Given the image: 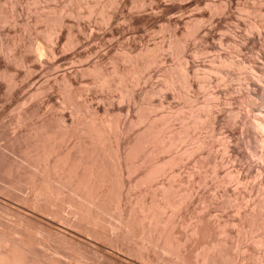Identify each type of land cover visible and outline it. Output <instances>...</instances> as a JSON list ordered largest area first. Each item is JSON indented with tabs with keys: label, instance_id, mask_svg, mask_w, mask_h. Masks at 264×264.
I'll return each mask as SVG.
<instances>
[{
	"label": "bare ground",
	"instance_id": "1",
	"mask_svg": "<svg viewBox=\"0 0 264 264\" xmlns=\"http://www.w3.org/2000/svg\"><path fill=\"white\" fill-rule=\"evenodd\" d=\"M0 1H3V0H0ZM11 1V0H10ZM13 1V0H12ZM33 1V0H32ZM32 1H30V2H32ZM36 1V0H35ZM34 1V2H35ZM45 1V0H44ZM54 1V0H53ZM67 1V0H66ZM69 1V0H68ZM71 1V0H70ZM69 1V2H70ZM75 1H77L78 3H75ZM98 1H99V3H98ZM102 1V0H101ZM105 1V0H104ZM110 1V0H109ZM109 1H108V3H109ZM122 2H125V0L123 1V0H121ZM120 1V2H121ZM162 1H164V0H143L142 2H140V3H143V5H144V3H148L147 4V6H149L148 8L149 9H151L152 11H154L153 9H157V10H155V11H157L156 13H158V14H156L155 12H148V13H146V10L144 9V11L142 10V11H140V10H136V15H135V13L134 14H132V15H130V16H127L126 15V17H128V20L130 21L129 23H131V22H133V23H148L150 20H152L153 18H154V20H155V18H156V16H160L161 14H170V13H176V11L178 12V11H180V8H182V5L184 4H182V2L184 1H188V2H191L192 4H194L195 6H196V8H194V6L193 7H191L190 5V7L191 8H188V7H186V8H188V10L189 9H191V10H193V8H194V10L196 9V11L197 12H199V13H201V11H198L199 9L200 10H202L203 9V7H200V1H202V0H180L181 1V3H180V1L178 2L177 0H175L176 2H171L170 4L168 3H164V2H162ZM166 1V0H165ZM174 1V0H173ZM204 1H206V0H204ZM221 1V2H220ZM219 1V3L221 4V6H219L220 4H218L217 5V7H220V10H218V8L216 9L215 7V9H216V11L215 12H217L215 15H220V17H221V15H222V13L221 12H223V15H224V13L226 14L225 16H227V13L225 12V10H227L228 8V5H229V2H232V1H229V0H224V1H222V0H220ZM262 1H264V0H262ZM20 2V1H19ZM91 2H93V3H96L98 6L96 7L97 9H101V11H103V13L105 14V16H103L104 14L103 13H101V14H103L102 16L104 17V20H102V21H104V23H103V25H105V35L103 34V37H105V36H113L114 34H116V32H117V27H118V29H119V26H116L115 27V25H113L112 26V23L114 22V20L117 18V16H118V14H120V13H122L123 12V6H126V5H123V6H119V5H117L118 4V2H119V0H117L116 2H115V0H111L110 1V3L109 4H107L108 5V7H109V9L111 8V10H107V11H105L106 9H107V6L106 5H102L101 4V2H100V0H74V3L75 4H78V6H76L75 4H74V7L76 6L77 8L78 7H80V5L79 4H86V5H92V3ZM121 2V3H122ZM136 2V1H135ZM185 2V4H188V2L186 3ZM211 2V1H210ZM247 2V1H246ZM11 3V2H10ZM16 4H15V6L16 5H19L18 3H17V1L15 2ZM21 3V2H20ZM46 3V2H45ZM71 3H73V1H71ZM71 3L70 4H68V3H66V5H70L71 7H68V6H65L63 9L62 8H59L58 10L60 11H58V12H56V13H53L52 11H56L55 9L53 10L52 9V11H50V13L48 14L47 13V16L45 17V18H43V19H46L48 22H46V24H49V26L51 27L52 25V27L50 28L49 26H48V28L47 29H49L50 28V31H48V32H46L45 34H43L44 36H46L45 38H46V40H47V42L45 43V45H46V47H42V46H40L39 44H36V41H37V38L39 37V36H41L42 37V34L40 35V33H37V34H35V36L37 35V37L36 38H32V39H30V37H29V40H24V37H22L21 35L20 36H15V37H13V38H9V35H8V32H10L11 30L9 29V27L11 28V27H14L15 25H16V23H15V25L13 26V25H11V26H9L8 24H6V22L8 23V21H9V18L8 17H6V16H8L6 13H5V9H3L2 7L0 8V24H2V25H0V93H2V94H4V95H7V96H9L10 98H11V100H13V102H18V100H20L21 98H19V93H21L20 91L23 89V87L24 86H26V85H28V83L29 82H32L33 81V85H34V82H36V76H32L31 75V73H30V71H32V74H33V70L35 69V67L37 66V65H35V63H34V61L36 60L37 61V59H39V61L38 62H36L38 65L39 64H41V68L43 67L42 66V64H44V66L47 64V66L49 67V66H52L55 62H56V60H54V59H57V58H59V56L57 57V58H55V55H56V53H58V51H57V47H58V43L63 39V36H64V34H66V32H67V35H66V39H67V42H66V46L68 47H75V45H76V50H77V47H79L80 46V44H85V43H87L88 41L90 42V40H92V39H95V38H97L98 37V35L99 34H95L94 33V30H95V28H93L94 30L92 31L91 29H89V24H91L90 23V21L89 22H83L82 20V22H76V23H74L75 25L74 26H76V27H71L72 28V30H69L70 29V27H69V29L67 30V31H65V27L64 26H67V25H69V23H67V22H70L69 21V19H70V17L72 18V17H82V10L80 11V13L78 12L79 11V8H78V10L76 9V8H74V10H73V8H72V5H71ZM91 3V4H90ZM138 3V2H137ZM202 3V2H201ZM216 3V2H215ZM259 3V2H258ZM264 2H262L261 3V5L262 6H264V4H263ZM2 4V3H1ZM0 4V5H1ZM26 4V3H25ZM28 4V3H27ZM47 4V3H46ZM105 4H106V2H105ZM124 4V3H123ZM126 4V3H125ZM205 4H208L209 5V3L206 1L205 2ZM232 4V3H231ZM256 4V3H255ZM3 5H5V3L3 2ZM63 5H64V3H63ZM85 5V6H86ZM102 5V6H101ZM114 5H117L115 8H113L114 7ZM122 5V4H121ZM132 5V4H131ZM139 5V4H138ZM142 5V4H141ZM199 5V6H198ZM208 5H207V7H208ZM11 6H14V5H11ZM14 6V9L12 8L11 10H12V13H10V14H12V15H14V13H15V15L16 14H18L19 15V13L18 12H20V14H21V12H22V8H20V6H16L15 7ZM28 6V5H27ZM30 6V5H29ZM82 6V5H81ZM84 6V5H83ZM112 6V7H111ZM119 6V7H118ZM200 7L199 9H198V7ZM213 6V5H212ZM240 6V5H239ZM244 6V5H243ZM252 6H254V5H252ZM10 7V6H9ZM56 7V6H55ZM61 7H63V6H61ZM90 9L91 8H94V7H92V6H88ZM127 7V6H126ZM133 7V6H132ZM135 7V6H134ZM137 7V6H136ZM145 7V6H144ZM231 7V6H230ZM246 7V6H245ZM6 8V7H5ZM33 8V7H32ZM72 8V9H71ZM84 8V7H83ZM87 8V7H86ZM85 8V9H86ZM95 8V9H96ZM202 8V9H201ZM206 8V7H205ZM209 8H211V7H209ZM262 8V7H261ZM7 9V8H6ZM61 9V10H60ZM76 9V10H75ZM130 9V8H129ZM128 9V10H129ZM147 9V8H146ZM198 9V10H197ZM214 9V10H215ZM47 10V9H46ZM50 10V9H49ZM89 11V9L87 8L85 11ZM188 10H186V11H188ZM193 10V11H194ZM258 10H260V9H258ZM26 11V10H25ZM75 11H77V12H75ZM87 11V12H88ZM92 11V10H91ZM93 11H95L94 9H93ZM93 11H92V14H93ZM131 11V10H130ZM138 11H139V13H138ZM190 11V10H189ZM196 11H194V13H190L191 15H190V17H188V18H190V20L192 21V19L193 20H195V22L196 23H199V22H197V21H199L196 17H194V15L197 13ZM203 11V10H202ZM208 11V10H207ZM221 13V14H219V12ZM229 11V10H228ZM30 12V11H29ZM84 12V11H83ZM96 13L98 12L99 14H100V12L97 10V11H95ZM94 12V13H95ZM120 12V13H119ZM145 12V13H144ZM185 12V11H184ZM183 12V13H184ZM214 12V11H213ZM212 12V13H213ZM251 12V11H250ZM65 13L67 14V16L65 15ZM130 13V12H129ZM129 13H127V14H129ZM159 13H160V15H159ZM210 13V12H209ZM211 13V14H212ZM5 14H6V16H5ZM31 14V13H30ZM58 14V15H57ZM86 14H88V13H86ZM100 14V15H101ZM123 14V13H122ZM126 14V13H125ZM131 14V13H130ZM177 14V13H176ZM175 14V15H176ZM178 14H180V13H178ZM177 14V15H178ZM185 14V13H184ZM183 14V16L184 17H186V15H188L189 13H187L186 15H184ZM242 14V13H241ZM250 14V13H249ZM17 15V16H18ZM43 15V14H42ZM42 15H39L38 17H40L41 19H42V17L44 16H42ZM66 16V18H65V16ZM68 15H70L69 16V19H68V21H67V17H68ZM89 15V14H88ZM87 15V16H88ZM175 15H172L173 17L172 18H174V16ZM176 15V18H174L173 19V22H174V25L175 24H177V22H180V21H183V16H181L182 15V13H181V15L179 16H177ZM200 15H202V14H200ZM214 15V14H213ZM245 15H246V13H245ZM85 16V15H84ZM162 16V15H161ZM160 16V17H161ZM170 16V15H169ZM209 16H212V15H209ZM208 16V17H209ZM89 17V16H88ZM121 17V16H120ZM186 17V18H187ZM215 16H213V18H214ZM223 17V16H222ZM18 17H16V20H18L17 19ZM40 18L38 19H36V20H39L40 21ZM87 18V17H86ZM122 18H125L124 17V15H123V17ZM169 18V17H168ZM263 18V17H262ZM72 19H74V18H72ZM102 19V18H101ZM160 19V18H159ZM158 19V20H159ZM167 19V18H166ZM170 19H171V16H170ZM200 19H202L203 20V18H200ZM209 19V18H208ZM264 19V18H263ZM12 20H14V21H11V23H13V22H15V17H14V19L12 18ZM23 20V19H22ZM21 20V21H22ZM118 20H120V18L118 19ZM128 20L125 18V21H127L128 22ZM153 20V21H154ZM172 20V19H171ZM171 20H170V22H171ZM197 20V21H196ZM209 20H212V19H209ZM208 20V21H209ZM253 20V19H252ZM39 21H37V22H39ZM74 21H75V19H74ZM95 21V20H94ZM116 21V20H115ZM186 21V20H185ZM187 21H189V19L187 20ZM186 21V22H187ZM201 21V20H200ZM17 22V21H16ZM32 22V21H31ZM42 22H45V20H42ZM51 24H50V23ZM100 22V23H101ZM169 22V23H170ZM184 22V21H183ZM194 22V21H193ZM10 23V24H11ZM101 23V24H102ZM125 23V22H124ZM185 23V22H184ZM191 23V22H190ZM201 23V22H200ZM199 23V24H200ZM210 23V22H209ZM252 23V22H251ZM256 23V22H255ZM4 24H6L5 26H9L8 27V29L7 28H5V26H4ZM19 24V23H18ZM22 25H23V23H21ZM20 24V25H21ZM26 24V23H25ZM97 24V23H96ZM101 24H100V26H101ZM114 24H115V22H114ZM118 24V22L116 23V25ZM128 24V23H127ZM202 24V23H201ZM262 24V23H261ZM41 25V24H40ZM102 25V26H103ZM129 25V24H128ZM135 25V24H134ZM165 25V24H164ZM167 25V24H166ZM179 25V24H178ZM17 26V25H16ZM29 26V25H28ZM27 26V27H28ZM99 26V25H98ZM97 26V27H98ZM162 26V25H161ZM189 26V25H188ZM204 26V25H203ZM212 26H213V24H212ZM252 26H256V27H251V29H250V26H249V29L251 30H248V32H246V30H245V32H244V34H241V35H239L238 36V39H237V33L236 32H234V31H232V33L231 34H227L228 33V31L230 30H228V31H224V33L223 34H226V37H227V35L229 36V38H231L233 41H235V43L233 44L234 46H233V49H232V51L231 52H229L227 55L228 56H223V52H224V48H223V43H222V40L221 39H223L224 40V37H222V35H220L222 38H220L219 39V42H218V50L217 51H215V52H213V55L210 53V52H208V50H206V49H204V48H197V49H195L194 48V51H192V53H193V57H191V59L192 60H190V58L189 59H186V57H185V55H183V57H185L184 58V60H182V62H184L183 64L181 63V65L179 64V67H178V64L176 65L178 68H176V67H173L172 65V68L170 67V68H167L164 64H162V63H164V62H166L165 60H164V62L162 61L163 60V57L162 56H160L161 54L160 53H155V52H152L150 49H149V47H147V48H145V49H142V48H140V50H139V52H137L136 54H131L133 51H127L125 48V50H126V52L122 55H120V57L119 56H116L115 55V57H118V59L116 58V60H112V71L111 70H109L110 71V73H108V71L106 72L105 71V68H104V63H103V58H105V56H104V53L106 52V50L103 52V54H102V52L99 54V55H97L96 53L98 52V51H100V49L98 50V51H95V53L94 54H96L98 57H99V59H98V57H97V61H96V59H95V62H93L92 64H90V65H87V67H85V66H83L82 68H81V65H78V67L79 68H77V69H80V70H77V72H71V71H67V70H63V71H61V74L60 73H57L56 75H58V74H60V75H58V76H55V78L54 77H51V78H53L52 80H47L46 78H49V77H45V79L47 80V81H45L44 82V79H43V82L45 83L43 86H41L43 83H42V81L39 83V85L41 86V88L38 90L37 89V92L36 93H34L33 94V97H31V98H41L42 99V101L45 103H47L48 105H49V102L53 99L52 98V93H54L53 91H58L59 93H60V95H61V97L63 98H61L60 97V99H62V101H63V103L62 102H60V101H57V102H59L58 104L61 106V107H64V104L66 105H71V103H70V101L72 102V103H74L73 101V99L72 98H76V96H80V95H77V93H80L81 91L79 90H77L76 91V94L74 93L75 91L73 90V85L74 84H76L78 81V79H79V76H86V75H89V76H91L92 77V80H91V82H92V88H89V87H84V90H83V88H82V94L83 93H85V94H91V93H87V91H93V93H96L97 94V96H96V94L94 95L96 98H97V100H98V102L94 105H92L91 103H93L92 101H94V100H91V101H88V102H90V103H88L87 102V99L89 98L87 95H85L86 96V98H85V101L84 102H82L81 100H80V103L82 102V103H85V104H80V107L82 106V107H91L92 108V112L91 113H87V112H89L88 110L86 111V113H87V115H86V113L85 112H83V111H78L77 110V112H78V114H80L79 112H81V114H82V117H80L81 115H77V117H76V119H73L74 117H75V115L77 114L76 112V114L73 116V118L71 119L72 120V123L70 124L71 126H70V128L69 129H67V126L69 125H66V119H65V117L63 116V115H60V120H59V122L61 121L62 122V124H63V122L65 123V124H63V126H64V128H63V126H62V124H61V128H62V130H61V133H60V129H58V131L59 132H57V130L56 129H54V130H52V127L51 126H53L52 124L51 125H49V127H51V128H49L48 127V122L45 124V122L43 123V121L42 122H40L41 124H40V126H38V128L37 129H35L36 131H34L33 133H31V134H29L28 135V139L26 140V141H20V143L22 142H24L23 143V145H22V147L21 146H19L18 144H20L19 142H18V147L17 148H19L18 150H16V143H15V147L13 146L14 144H13V141H11L12 143H11V145L13 146L12 148H11V146H10V149H12V151L14 150L13 148H15V151H14V153L16 154V152L19 154V153H21V155L19 154V156H21L23 159H24V161H26L25 163H27L26 165H25V163H21V162H23V160L19 163V161L17 160H9V157H8V159L6 158V156H4L7 160H9V161H6V162H8V163H6V164H8L7 166V171H5V161H2V157L0 158V162H3L1 165H3L4 164V169L1 167L0 168V170L1 169H3V171H5V173H2V174H7V178H10V181L11 182H13V184L12 185H15V184H21V182H23V180H26V184H27V182H29L30 184L29 185H31L32 184V191H33V193H35V192H39V195L42 197V199L41 200H46V201H53L52 203H59V205L60 206H62L63 208H65V207H67L66 208V211H68V213H71V215L72 214H74V215H77L79 218H76L80 223L81 222H86L88 225L90 224V225H92V226H95L94 228H97V227H100L101 226V223L102 222H104L103 220H106V218H105V216H106V214L107 215H113V216H115L116 218H117V220H118V224H116V223H113L112 221H111V224L110 223H108V224H110L112 227H113V225H112V223L115 225V227H113L112 229L114 230H116V228H118V229H121L122 230V233H123V237L125 236V237H127V236H130L129 234H131V236L130 237H127L128 239H130L131 238V240L133 239L132 238V236L135 238V236L136 235H138V234H140V236H146L147 235V240L148 239H152V242H151V244L153 243H155V242H157V243H160V242H162L164 245H163V247H165V248H163L161 245H162V243H161V245H159V244H157V243H155L154 244V248L155 247H157L158 246V248L161 250V248H163L164 249V251H163V249H162V251L163 252H166L165 251V249L167 250L168 248H166V246L167 247H170L168 250H170L171 249V246H172V249L174 248V243H175V239L173 238V239H171L172 237L170 236V239H169V237H167V235L168 234H171V233H168L167 235L165 234V227H164V223H163V226H162V219L164 218V215L163 216H161V218H159V215L161 214L162 215V212H163V208L164 207H161L160 205H158L159 203H160V201L158 202V204H156V203H154V201H155V199H153L150 203L151 204H145L146 202L144 201H142V199L140 198L139 200H141V201H139V200H137L138 202H132V204L134 203V205H130L129 203H127L128 201L129 202H131L130 200H128V201H126V202H123V200H126V198H124V197H127L128 198V196H127V194H128V192H130L129 190L131 189L130 187L132 186H134V185H136L138 182L136 181L135 183L136 184H134V185H132V183H133V181L134 180H136V179H134L133 181H131L130 180V177L131 178H133V176H131L132 174H133V167L134 166H136L135 165V163L136 162H138V160H139V162H141L140 161V159H143L142 157H141V155L142 154H147L148 156L151 154H154L155 155V153L157 152V153H160L161 151V154L163 153V151H164V154L166 155V153H170V151H172L171 153H173V149L175 150L174 152V154H172V157H170L169 158V156H171V154L169 155V154H167V155H169V156H167V158L170 160V161H172L171 162V166H168V167H171V168H169V170L171 169L172 170V172L173 173H171L170 174V171H169V175H170V178H169V180L168 181H170V180H172V181H170V182H172V183H170L168 186H169V188L168 187H166V188H161V187H164L163 185H162V183H161V187H160V189H163L162 190V192H163V195H162V192L161 193H159V195H162L163 197H165L167 194L169 195V193L168 192H170V195H171V191H174L175 189H176V191H177V187L175 188L174 186H176V185H174L175 183L177 184L179 181H181V182H179V187H180V185H181V183H185V181H184V178H183V176H184V173L185 172H183V171H185L184 169V165H185V163H186V159H189V158H187L188 156H189V154H193L194 153V151L193 150H197V148H195V149H193V147L191 148V150H190V152H189V147L190 146H186V148H185V146L183 145L188 139H189V137L190 136H188V131H190V130H187V128H190L191 126H189L190 124H188V121L190 120V117L189 118H187V119H189L188 121H187V119H185V115H186V113H184V112H186V111H183L184 109H185V107L187 106V107H189L190 105L189 104H187L186 105V103L188 102V103H190V104H192V105H195L196 106V104L198 103V93H195V91L193 92V90H192V86H194L196 83H198L199 82V80H195V79H197V78H200V77H198V75L200 74V72H205L207 69H205L206 68V65L209 63V60L211 61V60H213V61H216L218 64H219V67L218 68H215V69H219L220 67H222V69H223V67H235V69L239 72V74H242L241 73V71L243 72L244 70H245V68H246V66H245V64L242 62V61H240V60H242V59H239V61H237V58H243L244 57V55L246 56L247 54H248V52H247V54H244L245 52L243 51V49H244V47H245V45H246V43H248L249 42V38H253L254 36L256 37V39H259L260 40V43H263L261 46H263V47H261L260 48V45H259V48L260 49H262L261 51H258L257 53L256 52H254V53H256V55L254 56V63L250 66L249 65V69L247 68V72H249L247 75H245V77H244V81H246L247 83H245V86H246V90L244 89L243 91L245 92L244 94H243V91L241 92V90H240V93L242 94V96H243V102L242 103H240V104H243V103H245L244 105H241V108H244L245 106L246 107H248L247 108V110H250L251 111V107H257V105H260V106H258V108L259 107H263V108H260V109H263L264 110V65H262L261 67H259L258 65H259V63H261V59H262V61L264 60V42H262L261 41V36H262V34H263V28H261V27H258L256 24L254 25V24H252ZM260 26V25H259ZM262 26V25H261ZM18 27V26H17ZM26 27V26H25ZM29 27H32L31 26V24H30V26ZM28 27V28H29ZM68 27V26H67ZM91 27V26H90ZM125 27H127V26H125ZM175 27V26H174ZM199 27V28H198ZM198 27H197V24L195 25V23H194V27H192L193 29H191L192 31H195L196 29H198V31L200 30V25H198ZM202 27V26H201ZM263 27H264V25H263ZM46 28V27H45ZM75 28V29H74ZM98 28H100V27H98ZM204 28H206V26H204ZM253 28V29H252ZM254 28H255V30H254ZM100 29H103V28H100ZM99 29V30H100ZM121 29V28H120ZM127 29H128V27H127ZM129 29H130V26H129ZM167 29V28H166ZM202 29V28H201ZM24 30V29H23ZM22 30V31H23ZM122 30V29H121ZM188 30H189V28H188ZM252 30H254L253 31V33H252ZM18 31V30H17ZM16 30H13V32H17ZM19 31H21L20 29H19ZM24 31H26V28H25V30ZM33 31H35V29L33 30ZM32 31V32H33ZM89 31V33L87 34V32ZM101 31V30H100ZM103 31H101L102 33H103ZM152 31V30H151ZM197 31V30H196ZM194 32L195 34L196 33H200V32ZM201 31V30H200ZM231 31V30H230ZM237 31V30H236ZM38 32V31H37ZM98 32V31H97ZM129 32V31H128ZM240 32V31H239ZM238 32V33H239ZM19 33H21V32H19ZM27 33H28V31H27ZM42 33H44V32H42ZM48 33V34H47ZM99 33V32H98ZM136 33V32H135ZM173 33H176V32H173ZM184 33V32H183ZM189 33V32H188ZM230 33V32H229ZM16 34H18V33H16ZM21 34H23V33H21ZM25 34V33H24ZM120 34V33H119ZM186 34V33H185ZM204 34H206V33H204ZM240 34V33H239ZM19 35V34H18ZM121 35V34H120ZM189 34H187V36H188ZM193 35V34H192ZM192 35H191V37H192ZM236 35V36H235ZM13 36V35H12ZM102 36V35H101ZM133 36V35H132ZM175 36H176V34L174 35V38H175ZM196 36V35H195ZM202 36V35H201ZM26 37V36H25ZM178 37V36H177ZM190 37V38H191ZM203 37V36H202ZM225 37V38H226ZM254 37V38H255ZM23 38V39H22ZM28 38V37H27ZM100 39L99 40H101V37H99ZM236 38V39H235ZM263 38V40H264V37H262ZM26 39V38H25ZM38 39H40V37L38 38ZM41 39H44V38H41ZM102 39H104V38H102ZM111 39V38H110ZM114 39H115V37H114ZM178 39V38H177ZM187 39V38H186ZM189 39V38H188ZM192 39V38H191ZM194 39H196V38H194ZM98 39L96 40V41H99ZM176 40V39H175ZM174 40V41H175ZM95 41V42H96ZM108 41V40H107ZM174 41H172V43L174 42ZM197 41V40H196ZM248 41V42H247ZM251 41V40H250ZM255 41V40H254ZM103 42V41H102ZM138 42H140V41H138ZM193 42H195V41H193ZM192 42V43H193ZM99 43V42H98ZM171 43V42H170ZM170 43H169V46H167L168 47V49H170L171 51H176L177 49H178V46H180V44H179V42H177V44H179L178 46H175V44H176V42H174L173 44H172V46H173V48L175 47V49H171L170 48ZM187 43V42H186ZM256 43V42H255ZM9 44V45H8ZM89 44H91V43H89ZM89 44H88V46H89ZM95 44V43H94ZM94 44H92V46L94 45ZM157 44V43H156ZM185 43H183L182 45H181V48H180V52L183 54H185V52L187 51L186 49V46L187 45H184ZM195 45H197L196 43H194ZM10 45H11V47H10ZM79 45V46H78ZM99 45H101V43L99 44ZM9 46V47H8ZM87 46V47H88ZM91 45H90V48H87V50H86V45L83 47V49L85 48V50L86 51H84L83 52V50L81 51L82 53H79V56H85L87 53H89L90 52V54L92 53V51L94 50V46L92 47ZM98 46V45H97ZM106 46V45H105ZM5 47H8V48H5ZM62 47H64V45L62 46ZM68 47V49H70ZM112 47V46H111ZM122 47V46H121ZM130 47V46H129ZM99 48H100V46H99ZM103 48V47H102ZM102 48H101V50H102ZM105 48H107V47H105ZM163 48V47H162ZM164 48H166L165 46H164ZM164 48L162 49V50H164ZM177 48V49H176ZM193 48V47H192ZM9 49V50H8ZM73 49V48H72ZM74 49V50H75ZM128 49V48H127ZM131 49V48H130ZM73 50V51H74ZM108 50L110 51V47H108ZM133 50V49H132ZM155 50V49H154ZM161 50V49H160ZM246 50V49H245ZM122 51V50H121ZM166 51V50H165ZM169 51V50H168ZM12 52H13V54H12ZM69 52H71V49H70V51ZM79 52V51H78ZM170 52V51H169ZM177 52V51H176ZM175 52V53H176ZM178 52H179V49H178ZM177 52V53H178ZM179 52V53H180ZM244 52V53H243ZM252 52V51H251ZM74 53H76V51L74 52ZM99 53V52H98ZM109 53V52H108ZM161 53H163V52H161ZM168 53V52H167ZM175 53H172V55L174 54V55H177L178 57H179V53L178 54H175ZM208 53V54H207ZM62 54H64V53H62ZM65 54H66V52H65ZM64 54V55H65ZM90 54H88V56L90 55ZM102 54V55H101ZM107 54V53H106ZM113 54V53H112ZM156 54V55H155ZM158 54V55H157ZM171 53H169V55H170ZM251 54V53H250ZM58 55V54H57ZM167 55V54H166ZM173 55V56H174ZM190 55H192V54H190ZM207 55H209L208 57H210V55H211V57H210V59L209 60H207ZM38 57V58H36L35 59V57ZM91 56V55H90ZM92 56H93V54H92ZM112 56V55H111ZM181 57H182V55H180ZM247 56H249V54L247 55ZM246 56V57H247ZM251 57L253 56V55H250ZM74 57H75V54H74ZM87 57V56H86ZM85 57V58H86ZM115 57H113L112 56V58H115ZM168 57V56H167ZM175 57V56H174ZM177 57V58H178ZM181 57H179V58H181ZM251 57H248V58H250L251 59ZM92 58V57H91ZM90 58V59H91ZM206 58V59H205ZM245 58V57H244ZM81 59H82V57H81ZM181 59H183V58H181ZM180 60V59H179ZM247 60V59H246ZM74 61V60H73ZM83 61V60H82ZM236 61V62H235ZM245 61V60H244ZM69 62H71V61H69ZM125 62V63H124ZM180 62V61H179ZM179 62H177V63H179ZM208 62V63H207ZM246 62V61H245ZM18 64V66H22L23 67V72L21 73L22 74V76H21V78H17L18 77V75H17V71H14L15 72V76H13L12 74V76L11 75H9L8 73H9V68L11 67L10 66V64ZM46 63V64H45ZM81 63V62H80ZM110 63H111V60H110ZM127 63V64H126ZM167 63V62H166ZM212 63H215V62H212ZM212 63L210 62L209 63V65H211L212 66ZM216 63V64H217ZM251 63V62H250ZM258 63V64H257ZM262 63H264V62H262ZM15 64V65H16ZM20 64V65H19ZM56 64V63H55ZM60 64V63H59ZM164 66V67H162V65ZM151 65H155L156 67L157 66H159V65H161V67L163 68V70L165 71H163L165 74L163 75V76H161V77H163V79L161 80L163 83V85L162 84H160L159 82H161V81H158L157 80V82L159 83H157L158 85H161L162 87H158V86H154V85H152V86H150L149 88H147V86L146 85H148L147 84V82H151L153 79H151V77L152 76H150V75H148V74H146L148 71V68H151ZM47 66H45V67H47ZM154 66V67H155ZM168 66H170V65H168ZM216 66V65H215ZM214 66V64H213V66L212 67H215ZM16 67H17V65H16ZM15 67V69H17V70H19L18 68H16ZM21 67V68H22ZM45 67H43L44 69H45ZM47 67V68H48ZM55 68H56V70H57V67H58V63H57V65H55L54 66ZM71 68L73 67L72 65L70 66ZM85 67V68H84ZM160 67V66H159ZM59 68H60V66H59ZM58 68V69H59ZM68 68V67H67ZM152 68H153V66H152ZM158 68V67H157ZM211 68V67H210ZM232 68V69H233ZM51 69V68H50ZM74 69V68H73ZM209 69V68H208ZM213 69V68H212ZM259 69V70H258ZM37 70V69H36ZM59 70H61V69H59ZM70 70H72V69H70ZM161 70V69H160ZM214 70V69H213ZM226 70V69H225ZM258 70V71H257ZM20 71V70H19ZM42 71H43V69H42ZM47 71H49L48 69H47ZM58 71V70H57ZM74 71V70H73ZM147 71V72H146ZM149 71H151V70H149ZM192 71V73H190ZM256 71L257 72H259V73H256ZM17 72V73H16ZM39 72H40V70H39ZM56 72V71H55ZM58 72H60V71H58ZM208 72V71H207ZM246 72V73H247ZM34 73H37V71H35ZM46 73V72H45ZM48 73V72H47ZM46 73V74H47ZM149 73V72H148ZM14 74V73H13ZM19 74V73H18ZM41 74V73H40ZM49 74V73H48ZM191 74H192V76H191ZM237 74V73H236ZM35 75V74H34ZM43 75V74H42ZM42 75H41V79L43 78L42 77ZM162 75V74H161ZM206 75V74H205ZM243 75V74H242ZM45 76V75H44ZM50 76V75H49ZM200 76V75H199ZM220 76V75H219ZM232 76V75H231ZM236 76V75H235ZM234 76V77H235ZM207 77V76H206ZM205 77V78H206ZM238 77H239V75H238ZM40 78V77H39ZM78 78V79H77ZM91 79V78H90ZM151 79V80H150ZM204 79V78H203ZM234 79V78H233ZM238 79V78H237ZM236 79V80H237ZM246 79V80H245ZM150 80V81H149ZM160 80V79H159ZM202 80V79H201ZM200 80V81H201ZM207 80V79H206ZM241 80V79H240ZM38 81V80H37ZM155 81V80H154ZM194 81H196V82H194ZM208 82V81H207ZM238 82V81H237ZM38 83V82H37ZM42 83V84H41ZM153 83H155V82H153ZM153 83H151V84H153ZM193 83H195V84H193ZM204 83V82H203ZM228 83V82H227ZM233 83V82H232ZM30 84V83H29ZM36 84V83H35ZM144 84H146L145 86L146 87H143V85ZM150 84V85H151ZM223 84V83H222ZM33 85H32V87H33ZM207 85V84H206ZM232 85V84H231ZM140 86H142L141 87V89H140V91H139V93L141 92L142 93V97L143 98H147V97H149V95L151 96V94L153 95H158L157 96V100H158V104H156L157 106H156V108H160L161 109V111L163 112V113H160L159 115H161V116H159V117H157V114L155 113V116L158 118V119H160L159 121H161V120H163V121H161L159 124H156V121L158 122V120H156V121H154L155 119L153 118V122H150L149 123V121H148V123L147 124H145L144 125V127H142L140 130H138L137 132H135V135L133 134V136H132V138H128V137H126V135L127 134H129V133H131V132H133V131H131L130 132V129H132V127H134V124L133 123H135V125H137L136 123H137V121L139 122L140 120H142V118H143V120H142V122H144L145 120H144V116H143V112L141 113V115L139 114L138 116L136 115V114H134V115H136V118H137V121H136V118H135V121L136 122H134L133 120H129V122H128V124H126L125 122L127 121V119L126 118H128V114H126L127 115V117H126V115H125V119L126 120H123V122H120L121 120H119V118H118V120L117 119H113V117L111 118L110 116H108L107 117V115L106 114H108L109 113V111L108 110H106V108H105V110H104V112H105V114H102V115H98V112H97V107H104V106H106L107 105V107L108 106H112L113 104H104L105 102H107L108 103V101H106L107 100V98L109 97V94H111V92L112 93H114V91H117V93L119 92V91H121V93H123L122 95V97H124L125 95L126 96H128V98H134V92H136V91H138V89H139V87ZM163 86L165 87V89H163ZM196 86V85H195ZM218 86V85H217ZM245 86H243V87H245ZM251 86H255V88L256 87H258L259 88V90H260V92H259V98L261 99V101L258 99V101H260L259 102V104H258V101H257V95H256V91H257V89H255V88H251ZM30 88H31V84H30V86H29ZM76 87H77V85H76ZM204 87H205V85H203L202 83H198V87L196 88L197 89V91L200 89V90H204ZM207 87V86H206ZM208 87H212V86H208ZM226 87V86H225ZM230 87V86H229ZM232 87V86H231ZM138 88V89H137ZM28 89V88H27ZM26 89V90H27ZM75 89V88H74ZM79 89V88H78ZM190 89L192 90V91H190ZM225 89V88H224ZM25 90V91H26ZM218 90V89H217ZM226 90V89H225ZM236 90V89H235ZM239 90V89H238ZM256 90V91H255ZM25 91H23V94L25 93ZM84 91V92H83ZM186 91V92H185ZM187 91H189L190 93H191V95H189L190 93H188ZM210 91H211V88H210ZM213 91V93L215 92L214 90H212ZM28 92V91H27ZM185 93V95H184V93ZM201 92V91H200ZM206 92V91H205ZM58 93V94H59ZM116 93V94H117ZM124 93H125V95H124ZM188 94V97H186V95ZM203 93V92H202ZM237 93V92H236ZM239 93V94H240ZM55 94V93H54ZM115 94V93H114ZM119 94H120V92H119ZM210 94V93H209ZM209 94H207V95H209ZM211 94H212V92H211ZM232 94V93H231ZM231 94H230V96H231ZM240 94V95H241ZM25 95V94H24ZM63 95V96H62ZM121 95V94H120ZM155 95V96H156ZM216 95V92L214 93V95H212L213 97H211V95H209L210 96V98H212V101L211 102H213L214 100L215 101H217L218 102V104H220L221 103V101H223V99L225 98H223V99H221V101H219L220 100V98H219V96H215ZM228 95H229V93H228ZM227 95V97L224 99V101H223V103H224V106H226V107H234V106H232L233 104V99H231L230 98V96H228ZM21 96V95H20ZM23 96V95H22ZM90 96H92V95H90ZM125 96V97H126ZM141 96V95H140ZM237 96H238V94H237ZM1 97H3V96H1ZM6 97V96H5ZM8 97V98H9ZM59 97V96H58ZM159 97V98H158ZM214 97H216V98H214ZM232 97V96H231ZM7 98V97H6ZM7 98V99H8ZM9 98V99H10ZM106 100H105V99ZM110 98H111V96H110ZM119 98V97H118ZM151 98H152V96H151ZM208 98V97H207ZM233 98V97H232ZM236 98V97H235ZM241 97H239V99H240ZM2 99V98H1ZM6 99V100H7ZM8 99V100H9ZM77 99V98H76ZM91 99H92V97H91ZM102 99H104L103 101H102ZM112 99V98H111ZM121 99H123V98H119V100H121ZM125 99H127V97L125 98ZM135 99V98H134ZM214 99V100H213ZM7 100V101H8ZM34 100H36V99H34ZM57 100V99H56ZM109 100V99H108ZM124 100V99H123ZM129 101L131 100V99H128ZM141 100H143V99H141ZM150 100V99H149ZM184 100H186L187 102L186 103H184ZM230 100H233L232 101V103H231V101ZM27 101V100H26ZM31 101V100H30ZM77 101H78V99H77ZM110 101H112V100H110ZM132 101V100H131ZM144 101H148L147 99L146 100H144ZM239 101V100H238ZM9 102H10V100H9ZM20 102V101H19ZM25 102V101H24ZM42 102V103H43ZM53 102V101H52ZM113 102V101H112ZM122 101H120V103H121ZM138 102H139V100H138ZM143 102V101H142ZM197 102V103H196ZM220 102V103H219ZM241 102V101H240ZM8 103V102H7ZM28 103V102H27ZM41 102L40 103H38L37 105H35L36 107H40V104H42ZM95 103V102H94ZM122 103H124V102H122ZM128 103V102H127ZM131 103V102H130ZM130 103H128V104H130ZM140 103H141V101H140ZM149 103H151V102H149ZM196 103V104H195ZM209 103V102H208ZM208 103H206L207 105H209ZM223 103H221L220 105L222 106L223 105ZM0 104H1V102H0ZM11 104V103H10ZM9 104V105H10ZM52 104V103H51ZM57 104V105H58ZM75 104V103H74ZM118 104V103H117ZM143 104V103H142ZM148 104V103H147ZM152 104V103H151ZM199 104V103H198ZM212 104H214V103H212ZM226 104V105H225ZM240 104H239V108H240ZM4 105H6L5 103H4ZM4 105H2V107L4 106ZM59 105H58V107H59ZM63 105V106H62ZM67 105H66V107H67ZM124 105V104H123ZM127 105V104H126ZM153 105V104H152ZM184 105H186V106H184ZM191 105V106H192ZM200 105V104H199ZM204 105V104H203ZM19 106H21V105H19ZM35 106H34V108H35ZM72 107L74 106V105H71ZM70 106V107H71ZM76 106V105H75ZM74 106V107H75ZM110 106V107H111ZM118 106H119V104H118ZM130 106V105H129ZM128 106V108L130 109V107ZM143 106V105H142ZM150 106V105H149ZM190 106V107H191ZM195 106H192V107H195ZM212 106H214V105H211V106H209L212 110H209V111H211V113H212V111H213V107ZM215 106H217V103H215ZM215 106H214V108H215ZM223 106V107H224ZM26 107V106H25ZM49 107V106H48ZM69 107V106H68ZM96 107V108H95ZM120 107V106H119ZM133 107H137V106H135V104H134V102H133ZM141 106H139V109H141L142 110V107L140 108ZM144 107H146V104H145V106ZM143 107V108H144ZM150 107H152V106H150ZM176 107H178L176 110H175V108ZM201 107V106H200ZM203 107V106H202ZM205 107H207V106H205ZM204 107V108H205ZM218 107H220V106H218ZM218 107L216 108V109H218ZM225 107V108H226ZM250 107V108H249ZM21 108V107H20ZM77 108H79V107H77ZM76 108V109H77ZM90 108V109H91ZM198 107H196V108H192L191 110H189V111H192L193 110V113L192 112H190V114L193 116L192 118H196V119H198L197 117H198V111L196 112V111H194L195 109H197ZM241 108L238 110V111H240L241 110ZM258 108H256V109H258ZM29 109V108H28ZM60 109V108H59ZM88 109V108H87ZM109 109V108H108ZM144 109H147V108H144ZM143 109V110H144ZM207 109V108H206ZM206 109H204V110H206ZM245 110H246V108H244ZM243 109V110H244ZM11 110V109H10ZM84 110V109H83ZM152 110V109H151ZM219 110H220V108H219ZM261 111V112H257V113H248L247 111V114H252L251 115V119H250V121H249V124L253 127V129L254 130H249V128L247 127V128H245V127H243L244 129H243V132H244V136H245V138L247 139L246 141L248 142L249 141V143L251 142L252 144H253V146L251 145V144H249L248 143V146L249 147H253V148H255V150L254 151H256V148L258 149V148H260V150L258 149V152H256V153H258L257 155H258V159H259V161H260V163L262 164V165H264V111ZM24 111V110H23ZM75 111V110H74ZM134 111V110H133ZM139 111V110H138ZM137 111V112H138ZM150 111V110H149ZM154 111H156V110H154ZM159 110H157V112H158ZM189 111H187V112H189ZM218 111V110H217ZM216 111V112H217ZM222 111V110H221ZM253 111V110H252ZM66 112V111H65ZM71 112H73V111H71ZM85 114V116H83V113ZM121 112V111H120ZM137 112H135V113H137ZM146 112V111H145ZM195 112V113H194ZM219 112V111H218ZM244 112V111H243ZM254 112H256V111H254ZM26 113V112H25ZM56 113V112H55ZM116 113V112H115ZM119 113V112H118ZM127 113H128V109H127ZM159 113V112H158ZM197 113V114H196ZM210 113V112H209ZM210 113V114H211ZM214 113V112H213ZM212 113V115H211V117L215 114H213ZM232 113H234L233 114V116L235 117V115L236 116H238L239 114L238 113H236L235 114V112H232ZM188 114V113H187ZM195 114V115H194ZM208 114V113H207ZM244 114H245V112H244ZM9 115V114H8ZM33 115V114H32ZM105 115V116H104ZM109 115H111V114H109ZM116 115V114H115ZM145 115V114H144ZM197 115V117H195ZM242 115V114H241ZM240 115V116H241ZM99 116H102L101 118L99 117ZM117 116V115H116ZM129 116H130V113H129ZM141 116V117H140ZM143 116V117H142ZM216 116H218V115H216ZM245 116V115H244ZM27 117V116H26ZM29 117V116H28ZM32 117V116H31ZM33 117H34V115H33ZM72 117V116H71ZM111 119H110V118ZM120 117V116H119ZM146 117V116H145ZM155 117V118H156ZM161 117V118H160ZM186 117H188V115L186 116ZM208 117H209V115H208ZM210 117V118H211ZM230 117H232V116H230ZM243 117V116H242ZM248 117H250L249 115H248ZM248 117H246V118H248ZM3 118V117H2ZM117 118V117H116ZM123 118V117H122ZM163 118V119H162ZM202 118V117H201ZM210 118H208V119H210ZM237 118H239V117H237ZM236 118V119H237ZM5 119V118H4ZM35 119V118H34ZM45 119V118H44ZM55 119V118H54ZM113 119V120H112ZM121 119V118H120ZM132 119V118H131ZM150 119V118H149ZM164 119H166V122L165 123H162V122H164ZM172 119H174V120H172ZM195 119V120H196ZM204 119V118H203ZM208 119H207V121H208ZM212 119V118H211ZM209 120V121H213V119H214V121H216L215 119V115H214V118L212 119V120ZM231 119V118H230ZM235 118H234V120H236ZM243 119H244V117H243ZM29 120V119H28ZM41 120H42V118H41ZM46 120V119H45ZM70 120V121H71ZM185 120H186V122H185ZM195 120H193V121H195ZM238 120H240V119H238ZM24 121V120H23ZM47 121H48V119H47ZM125 121V122H124ZM170 121H173V122H177L178 123V129L177 130H175L177 127H175V126H177V123H176V125H175V123H173V122H170ZM199 120H197V122H198ZM237 121V120H236ZM235 121V122H236ZM240 121H242V118H241V120ZM245 121H247V119L245 120ZM245 121H244V123H245ZM52 122H55V121H52ZM59 122H58V124H59ZM141 122V123H142ZM155 122V123H154ZM196 122V121H195ZM196 122V123H197ZM201 122V121H200ZM199 122V123H200ZM230 122V121H229ZM34 123V122H33ZM32 123V124H33ZM140 123V122H139ZM191 123V122H190ZM194 123V122H193ZM193 123H191V125L193 124ZM195 123V124H196ZM212 123V122H211ZM211 123H210V127H211ZM215 123V122H214ZM213 123V126L215 125ZM237 123V122H236ZM241 123V122H240ZM243 123V122H242ZM243 123V124H244ZM247 123V122H246ZM16 124V123H15ZM29 124V123H28ZM56 124V123H55ZM57 124V125H58ZM143 124L144 123H142V126H143ZM169 124H172V126H174L175 128L173 129V127L171 126V125H169ZM174 124V125H173ZM209 124V123H208ZM228 124V123H227ZM233 124V123H232ZM235 124V123H234ZM66 125V126H65ZM194 125V124H193ZM202 125V124H201ZM249 125V126H250ZM60 126V125H59ZM141 126V125H140ZM186 126H188L187 128H186ZM196 126H197V124H196ZM250 126V127H251ZM8 127V126H7ZM16 127H18V126H16ZM23 127V126H22ZM31 127V126H30ZM69 127V126H68ZM137 127V126H136ZM136 127H134L135 129H136ZM171 127H172V130H171ZM223 127V126H222ZM225 127H228V126H225ZM26 128V127H25ZM192 128H194V127H192ZM212 128V127H211ZM229 128H231V127H229ZM191 129V128H190ZM210 129V128H209ZM226 129V128H225ZM232 129V128H231ZM19 130V129H18ZM133 130V129H132ZM194 130V129H193ZM212 130H215V129H211V131ZM26 131V130H25ZM31 131H32V129H31ZM31 131H29V132H31ZM186 131V132H185ZM200 131V130H199ZM20 132V131H19ZM22 132V131H21ZM129 132V133H128ZM191 132V131H190ZM196 132V131H195ZM243 132H242V134H243ZM9 133V132H8ZM134 133V132H133ZM187 134V136H188V139L186 140L185 139V137H186V134ZM213 133V132H212ZM221 133H223V132H221ZM132 134V133H131ZM195 134H197V132L195 133ZM242 134H241V136H242ZM22 135V134H21ZM26 136H27V134H25ZM130 135V134H129ZM224 135V134H223ZM131 136V135H130ZM192 136V135H191ZM18 137H21V136H18ZM25 137V136H24ZM228 137V136H227ZM237 137V136H236ZM15 138V137H14ZM26 138V137H25ZM193 138V137H192ZM198 138V137H197ZM212 138V137H211ZM242 138H244L243 136H242ZM244 138V139H245ZM21 139H22V137H21ZM20 139V140H21ZM191 139V138H190ZM204 139V138H203ZM223 139V140H222ZM221 140L223 141V144L222 145H224V148H225V150L226 149H229V148H231V144H230V140H227V138H226V136L225 137H223ZM230 139V138H229ZM239 139V138H238ZM237 139V140H238ZM10 140V139H9ZM15 140V139H14ZM25 140V139H24ZM184 140H186L185 142H184ZM213 140V139H212ZM243 140V139H242ZM241 140V141H242ZM200 141V140H199ZM205 140H203V142H202V140H201V142L203 143V144H205V142H204ZM241 141H239V142H241ZM187 142H189V141H187ZM186 142V143H187ZM198 142V141H197ZM1 143V142H0ZM21 143V144H22ZM156 143V144H155ZM159 143V144H158ZM185 143V145H187ZM222 143V142H221ZM237 143H238V141H237ZM236 143V144H237ZM243 143V142H242ZM244 143H245V140H244ZM6 144V143H5ZM194 144H195V142H194ZM200 144V145H199ZM202 144V145H203ZM208 144V143H207ZM241 144V143H240ZM154 145H157V146H159L158 148H157V146L155 147ZM198 145L199 146H201V143L199 142L198 143ZM206 145V144H205ZM235 145V144H234ZM204 146V145H203ZM202 146V147H203ZM236 146V145H235ZM241 146V145H240ZM246 146V145H245ZM24 147V148H23ZM197 147V146H196ZM208 147V146H207ZM212 147V146H211ZM247 147V146H246ZM248 147V148H249ZM7 148V147H6ZM140 148H141V150H140ZM157 148V149H156ZM187 148H189V149H187ZM210 148V147H209ZM208 148V150H210ZM243 148V147H242ZM7 149H9V146H8V148ZM10 149H9V151H10ZM23 149V150H22ZM199 149V148H198ZM201 149V148H200ZM202 149H204V147L202 148ZM140 150V151H139ZM158 150H161L160 152H158ZM145 151V152H144ZM146 151H147V153H146ZM199 151V150H198ZM197 151V152H198ZM213 151V150H212ZM211 151V152H212ZM227 151V150H226ZM11 152V151H10ZM142 154H141V153ZM144 152V153H143ZM166 152V153H165ZM196 152V153H197ZM209 152V151H208ZM211 152H209V153H211ZM13 152H12V154H14ZM138 153H140L141 155H140V157L141 158H139V154ZM226 153V152H225ZM227 153H228V151H227ZM224 154V153H223ZM248 154H249V151H248ZM252 154V153H251ZM17 155V154H16ZM150 155V156H151ZM153 155V156H154ZM188 155V156H187ZM195 155V154H194ZM193 155V156H194ZM199 155V154H198ZM138 156V157H137ZM143 156V155H142ZM187 156V157H186ZM208 156H209V154H208ZM252 156H254V154L252 155ZM251 156V157H252ZM17 157H18V155H17ZM144 157H145V159L146 160H148L146 157V155H144ZM189 157H192V156H189ZM204 157V159H207V158H205V156H203ZM211 157H212V155H211ZM225 157V156H224ZM223 157V158H224ZM227 157V156H226ZM135 158H136V160H135ZM139 158V159H138ZM153 158H155V156L153 157ZM213 158H215V156L213 157ZM231 158V157H230ZM4 159V158H3ZM134 159V160H133ZM145 159L143 160V161H145ZM157 159V158H156ZM164 159V158H163ZM192 159V158H191ZM233 159V158H232ZM236 159V158H235ZM238 159V158H237ZM253 159V158H252ZM155 160V159H154ZM197 160V159H196ZM214 161L216 160V159H213ZM142 161V162H143ZM164 161V160H163ZM170 161H168L167 160V162H169L170 163ZM214 161H212V162H214ZM221 161H222V159H221ZM234 161V160H233ZM133 162H135V163H133ZM139 162L138 163H136V164H138V166H136L137 168H138V170L140 169L139 167H141V166H139V165H142L143 166V163L141 164H139ZM146 162V161H145ZM153 162H156V161H153ZM167 162L165 161V162H163V163H165V164H162L161 166H167ZM197 162H199V161H197ZM223 162V161H222ZM236 162V161H235ZM256 163H257V161H255ZM169 163H168V165H169ZM200 163V162H199ZM215 163H216V165L215 166H217V165H219L218 164V162L217 161H215ZM224 163L225 164H231L230 165V167L228 168V169H226V171H225V174L228 176L227 178H230V179H233L234 181H236V184L235 185H237V186H239L240 185V187H238V188H241V187H243V185H245L247 182H244L243 183V177L241 178V175H240V172L241 171H239L240 170V168H239V170H235L234 168H233V166L235 167V165H233V163L230 161V159H228V157H227V159L225 160L224 159ZM248 163V162H247ZM259 163V162H258ZM258 163H257V165H258ZM259 163V164H260ZM160 164L161 163H158V166L157 165H155V167L153 168V169H150V171L152 172H149L148 171V169H146L144 172L150 177L151 176V179H152V177H154L153 175H159V172H158V169L160 170V169H162V170H164L163 168H165L164 166H163V168L162 167H160ZM187 164V163H186ZM194 164L196 165L197 163H195L194 162ZM224 164V165H225ZM228 164H227V166H228ZM235 164V163H234ZM0 165V166H1ZM148 165V164H147ZM151 165V164H150ZM152 165L154 166V164L152 163ZM242 165V164H241ZM261 165V166H262ZM145 166V165H144ZM144 166L143 167H141V169L143 168L144 169ZM200 166V165H199ZM221 166H222V163H221ZM135 167V170L137 171V168ZM168 167H166V168H168ZM197 167V166H196ZM253 167V166H252ZM263 167V166H262ZM261 167V168H262ZM194 168V167H193ZM213 168H214V166H213ZM195 169V168H194ZM197 169H199V168H197ZM216 169V168H215ZM264 169V168H263ZM162 170L160 171V172H162ZM259 169H256V171H258ZM133 171V172H132ZM164 171H166V170H164ZM163 171V172H164ZM195 171V170H194ZM215 171V170H214ZM261 171H263L262 169H261ZM139 172V171H138ZM148 172V173H147ZM155 172H158V173H155ZM199 172V171H198ZM217 172V171H216ZM143 172H141V174H142ZM165 173V172H164ZM163 173V174H164ZM167 173V172H166ZM188 173H190V174H193L192 172H187V178H188ZM200 173H201V171H200ZM263 172H260V174H262ZM135 174V173H134ZM150 174V175H149ZM257 174V173H256ZM4 175H2V176H4ZM147 175H146V177H147ZM157 175V176H158ZM172 175V176H171ZM183 175V176H182ZM194 175V174H193ZM213 175V174H212ZM216 175V174H215ZM246 175V174H245ZM264 174H262V176H263ZM10 176V177H9ZM142 176L143 175H141L139 178L140 179H142ZM161 176V175H160ZM166 176V175H165ZM191 176L192 175H190V177L189 178H191ZM200 176V175H199ZM247 176V175H246ZM261 176V177H262ZM144 177V176H143ZM156 177V176H155ZM164 177V176H163ZM162 177V178H163ZM173 179H172V178ZM217 177H218V175H217ZM253 177H255V178H258V174H257V177H256V175L255 176H253ZM25 178V179H24ZM148 178V177H147ZM157 178V177H156ZM168 178V177H167ZM183 178V179H182ZM186 178V179H187ZM187 179L186 181L187 182H189V181H191L190 179ZM207 178V177H206ZM254 178V179H255ZM145 180H146V178H144ZM143 179V180H144ZM245 179V178H244ZM260 179H262V178H260ZM259 179V180H260ZM178 182H177V181ZM189 180V181H188ZM195 180V179H194ZM215 180V179H214ZM220 180V179H219ZM228 180V179H227ZM9 181V182H10ZM139 181V180H138ZM141 181V180H140ZM139 181V182H140ZM147 181V180H146ZM150 181V180H149ZM152 181H155L154 179H152ZM221 181H223V180H221ZM220 181V182H221ZM229 181H231V180H229ZM228 181V182H229ZM255 181V180H254ZM7 182V181H6ZM11 182H10V184H11ZM151 182V181H150ZM149 182V183H150ZM158 182V181H157ZM201 182V181H200ZM216 182H217V180H216ZM223 182H225V180L223 181ZM222 182V184L224 185V183ZM8 183V182H7ZM191 183V182H190ZM189 183V184H190ZM198 183V182H197ZM217 183H219V181L217 182ZM23 184V183H22ZM144 184H145V182H144ZM152 184V183H151ZM157 184V183H156ZM182 184V185H183ZM185 184H188V183H185ZM184 184V185H185ZM241 184H243L242 186H241ZM248 184V183H247ZM253 184H255V183H253ZM24 185H25V183H24ZM28 185V184H27ZM28 185V186H29ZM138 185V184H137ZM207 185V184H206ZM220 185H221V183H220ZM226 185V184H225ZM249 185V184H248ZM248 185H246L245 186V188L248 186ZM16 186V185H15ZM18 186V185H17ZM20 186V185H19ZM18 186V187H19ZM197 186V185H196ZM216 186V185H215ZM218 186H219V184H218ZM236 186V187H237ZM250 186V185H249ZM21 187H22V185H21ZM156 187H158V186H156ZM201 187V186H200ZM227 187V186H226ZM226 187L224 188V191H225V189H226ZM236 187H235V189H236ZM253 187V186H252ZM255 187V186H254ZM10 188H11V186H10ZM15 188V187H14ZM133 188H135V187H133ZM137 188V187H136ZM182 188V187H181ZM189 188V187H188ZM187 188V190L186 191H188L189 190V192H186L185 193V195L187 194L188 195V197H190L191 195H192V191H190V189H188ZM228 188V187H227ZM234 188V187H233ZM232 188V189H233ZM236 189V190H233V194H235V195H233L232 193V195L231 194H228L229 192L226 190V193H224V191H223V194H225L226 195V201H223L222 202V200L220 201V202H222V203H220V202H216V201H218V200H216L215 201V199L214 198H212L213 200H214V203H212V204H214V205H216V206H223V208H224V205L226 204V205H229V203H233V207L234 208H236L235 209V212H234V214H233V218L235 219V221H237V222H239V221H241V220H247V221H249L250 223L252 222V223H254L255 221L257 222V221H259V220H263V222H261V223H263V225H264V194H262L263 192H264V190H263V192L261 193V192H259V190L257 191V192H259L258 194L259 195H262L261 196V198H259V199H257L258 197H260V196H258L257 197V195L258 194H256V200L255 201H253V202H249L248 201V199L247 200H244V198L241 196L240 198L242 199V201H241V199H240V201H239V199H238V195H236V193H239L240 191H239V189ZM258 188H260V187H258ZM19 189V188H18ZM159 189V190H160ZM185 189V187L183 188V189H179L178 188V191H183ZM217 189V188H216ZM222 189V188H221ZM244 188H242V190H243ZM247 189V188H246ZM263 189V188H262ZM28 190V189H27ZM30 190V189H29ZM138 190V189H137ZM150 190H152V189H150ZM155 190V189H154ZM211 190V189H210ZM245 190V189H244ZM254 190V189H253ZM153 191V190H152ZM157 191V190H156ZM198 191V190H197ZM213 191V190H212ZM239 191V192H238ZM246 191V190H245ZM155 192V191H154ZM183 192H185V190L183 191ZM216 192V191H215ZM30 193V192H29ZM28 193V194H29ZM176 193V192H175ZM174 192L172 193V195L173 194H175ZM180 192H177L176 193V195L177 196H179L180 194H179ZM182 193V192H181ZM250 193H251V191H250ZM261 193V194H260ZM32 194V193H31ZM36 194V193H35ZM152 194V193H151ZM158 194V193H157ZM184 194V193H183ZM183 194H181V195H183ZM194 194V193H193ZM214 194V193H213ZM212 194V195H213ZM228 194V195H227ZM30 195V194H29ZM141 195V194H140ZM146 195V194H145ZM148 195V194H147ZM153 195V194H152ZM155 195V194H154ZM158 195V196H159ZM171 195V196H172ZM180 195V197H182ZM185 195L183 196V197H185ZM187 195H186V197H187ZM241 195V194H240ZM28 196V195H27ZM143 196V195H142ZM157 196V195H156ZM155 196V197H156ZM161 196V197H162ZM217 195H215V196H213V197H215V198H217L216 197ZM231 196H233V198H235V199H233L232 198V201H231ZM17 197V196H16ZM24 197V196H23ZM129 197H131V196H129ZM137 197V196H136ZM160 197V198H161ZM167 197V196H166ZM166 197L164 198V200L166 199ZM170 197V196H169ZM168 197V198H169ZM173 197V196H172ZM193 197V196H192ZM192 197H190V198H192ZM221 197H222V195H221ZM252 197V196H251ZM18 198V197H17ZM124 198V199H123ZM144 198V197H143ZM167 198V199H168ZM190 198H186V199H190ZM210 198V197H209ZM40 199V198H39ZM131 199H133V198H131ZM162 199L163 198H161V202L163 203L164 202V200L162 201ZM176 199V198H175ZM182 199V198H181ZM202 199V198H201ZM206 199V198H205ZM24 200V199H23ZM28 200V199H27ZM133 200H135V199H133ZM151 200V199H150ZM170 200V199H169ZM178 200V199H177ZM192 200V199H191ZM191 200H187L188 202H190ZM224 200H225V198H224ZM29 201V200H28ZM38 201V200H37ZM36 201V202H37ZM136 201V200H135ZM175 201V200H174ZM179 201V200H178ZM201 201V200H200ZM203 201H204V199H203ZM2 202H4V201H2ZM24 202V201H23ZM26 202V201H25ZM24 202V203H25ZM41 202V201H40ZM45 202V201H44ZM43 202V203H44ZM168 202V201H167ZM177 202V201H176ZM180 202V201H179ZM182 202V201H181ZM207 203H209L208 201H206ZM213 202V201H212ZM48 203V205H49V203L50 202H47ZM51 203V204H52ZM147 203H148V199H147ZM166 203V202H165ZM165 203H163V204H165ZM168 203H170V202H168ZM187 203V202H186ZM204 203V202H203ZM202 203V205H204ZM210 203H211V200H210ZM0 204H1V202H0ZM20 204V203H19ZM33 204H35V203H33ZM37 204V203H36ZM41 204H42V202H41ZM50 204V205H51ZM54 204V205H55ZM174 204V203H173ZM177 204H178V202H177ZM176 204V205H177ZM182 204V203H181ZM44 205V204H43ZM53 205V204H52ZM57 205V204H56ZM170 205H172V204H170ZM169 204H166V206H170ZM186 205V204H185ZM205 205H206V203H205ZM211 205V204H210ZM213 205V206H214ZM4 206H6L5 204H3V206L2 207H4ZM32 206H34V205H32ZM65 206V207H64ZM162 206H164V205H162ZM175 206V205H174ZM178 206V205H177ZM208 206H209V204H208ZM212 206V205H211ZM15 207V206H14ZM38 207V206H37ZM54 207V206H53ZM52 207V208H53ZM57 207V206H56ZM172 207V206H171ZM184 207V206H183ZM202 207V206H201ZM230 207H231V205H230ZM6 208H9V210H11L12 209V211H14V212H16L15 214H23V213H21V211H20V209H17V208H15L16 210H18V211H16V210H14V208H12V207H10V206H8V204H7V207ZM58 208V207H57ZM60 208V210H64L63 208H61V207H59ZM170 208V207H169ZM175 208V207H174ZM211 208V207H210ZM219 208V207H218ZM222 208V207H221ZM35 209V208H34ZM39 209H40V206H39ZM172 209V208H171ZM179 209H180V207H179ZM205 209V208H204ZM233 209V208H232ZM45 210V209H44ZM50 210H52V209H50ZM170 210V209H169ZM203 210V209H202ZM202 210H200V211H202ZM206 210H207V208H206ZM205 210V211H206ZM222 210V209H221ZM234 210V209H233ZM232 210V211H233ZM1 211V210H0ZM6 211V210H5ZM19 211H20V213H19ZM42 211V210H41ZM54 211V210H53ZM66 211H65V213H66ZM167 211V210H166ZM200 211H199V213H200ZM204 211V210H203ZM204 211V213L202 212V215H201V213H200V216H199V221L201 222V226H195L194 227V229H191V232H192V234L193 235H198V236H202L201 237V239L204 241V243H200V244H202L203 245V248H202V246H201V248H202V251H200L201 253H197V255L199 254V255H201V256H198V257H200V258H197L196 257V261H194V259H193V261L192 260H190V261H192V264H221V262H220V259H222L221 257H222V255L220 256V251H221V249L223 248H220V250H219V247H220V245H221V243H218L219 241H216V238H215V235L217 236V234H219V232L220 233H222L223 232V228L222 227H220V224H221V217L223 216H218L217 214H211L210 212H209V210H207L206 212ZM13 212V213H14ZM23 212V211H22ZM55 212H57V211H55ZM64 212V211H63ZM62 212V213H63ZM165 212V211H164ZM176 212V211H175ZM178 212V211H177ZM180 212V211H179ZM27 213V212H26ZM60 213V212H59ZM64 213V214H65ZM68 213H67V215H68ZM171 213H173L174 214V212L172 211ZM182 213V212H181ZM198 213V214H199ZM225 213V212H224ZM10 214V213H9ZM8 214V215H9ZM28 214H30V213H27V214H25L24 213V218L25 219H27L28 221H27V223L28 222H31V223H33V224H35V225H37V226H39V227H42L41 229H44V230H46V229H52V228H47V226H49V225H46V224H44V222L43 221H41V220H39L38 218H35V216L34 217H32V215H29V216H26V215H28ZM49 214V213H48ZM51 214V213H50ZM54 214H56V213H54ZM53 214V215H54ZM58 214V213H57ZM56 214V215H57ZM61 214V213H60ZM170 214V213H169ZM194 214V213H193ZM197 214V213H196ZM222 214V213H221ZM231 214H232V212H231ZM55 215V216H56ZM66 215V216H67ZM182 215V214H181ZM191 215V214H190ZM189 215V216H190ZM21 216V215H20ZM54 216V217H55ZM62 216H64V215H62ZM172 216V215H171ZM174 216V215H173ZM176 216V215H175ZM231 216V215H230ZM23 217V216H22ZM57 217V216H56ZM60 217V216H59ZM58 217V218H59ZM68 217H70V216H68ZM68 217H67V219H68ZM106 217H108V216H106ZM18 218V217H17ZM20 218V217H19ZM62 218H64L65 219V217H62ZM70 218H72V216L70 217ZM70 218H69V221H70ZM169 218V217H168ZM232 218V217H231ZM232 218V219H233ZM56 219V218H55ZM60 219V218H59ZM58 219V220H59ZM64 219L62 220V221H64ZM76 219H74V217H73V220L75 221ZM81 221H80V220ZM201 219V220H200ZM4 220V219H3ZM8 220V219H7ZM19 220V219H18ZM22 220V219H21ZM72 220V219H71ZM170 220H172L171 218H170ZM223 220V219H222ZM6 221V220H5ZM17 221V220H16ZM23 221H25V220H23ZM77 221V222H78ZM166 221H168L167 220V218H166ZM166 221H165V223H166ZM179 221V220H178ZM66 222V221H65ZM106 222V221H105ZM116 222V221H115ZM171 222V221H170ZM229 222V221H228ZM236 222V223H237ZM246 222V221H245ZM26 223V224H27ZM30 223V224H31ZM62 223V222H61ZM67 223V222H66ZM69 223H71V222H69ZM73 223V222H72ZM76 223V222H75ZM74 223V224H75ZM84 224V223H81L82 225L84 224V225H87V224ZM223 223V222H222ZM230 223V222H229ZM235 223V226L237 225ZM249 223V224H250ZM259 223V222H258ZM79 224V223H78ZM77 224V225H78ZM107 224V223H106ZM170 224V223H169ZM200 224V223H199ZM225 224V223H224ZM241 224V223H240ZM248 224V225H249ZM260 224V223H259ZM21 225H23V224H21ZM25 225V224H24ZM100 225V226H99ZM104 224L102 223V226L101 227H103V230L105 229V226H103ZM166 225H168V224H166ZM176 225V224H175ZM194 225H197V223L196 224H194ZM232 225V224H231ZM254 225H255V223H254ZM262 225V224H261ZM31 226V225H30ZM33 226V225H32ZM52 226V225H51ZM51 226H49V227H51ZM79 226V225H78ZM171 226H174L173 224L171 225ZM177 226V225H176ZM222 226V225H221ZM225 226H226V224H225ZM259 226V225H258ZM7 227V226H6ZM22 227H24L25 228V226H22ZM39 227H37V228H39ZM76 227V226H75ZM83 227H88V226H83ZM90 227V226H89ZM164 227V228H163ZM168 227V226H167ZM190 227H193V225L192 226H190ZM231 227H233V226H231ZM237 227H238V225H237ZM252 228H253V224H252V226H251ZM264 227V226H263ZM16 228V227H15ZM36 227H35V230L37 229ZM80 228H81V226H80ZM91 228V227H90ZM90 228H87L88 230H90ZM93 228V227H92ZM91 228V229H92ZM93 228V229H94ZM111 228V227H110ZM173 228V227H172ZM181 228V227H180ZM188 228V227H187ZM224 228H226V227H224ZM235 228V227H234ZM243 228V227H242ZM242 228H240V229H238L237 228V233H236V235H237V239H236V245H235V248H234V252H232V260L230 259V261H232L230 264H250V262H252V264H253V262L255 263L256 261L255 260H257L258 262H259V258L261 259V256L259 257V256H257V254H258V252H257V254H256V248H257V246H256V244H258V242L257 241H259L260 242V240H257L256 241V239H254L253 238V240H254V242H255V244H254V242H252L253 243V248H252V250L250 249V247H249V245L247 246V244H245V243H247V242H245V243H243V244H245V245H243L242 244V242H243V240H244V237L246 238L247 237V235L248 234H246V232L244 233V235L242 236L241 235V232L244 230V228H243V230H241ZM249 228V227H248ZM12 229V228H11ZM10 229V231H12ZM19 229H21V228H19ZM84 229V228H83ZM101 229V228H100ZM112 229H111V231H112ZM170 229V228H169ZM169 229H167V230H169ZM261 229V228H260ZM264 229V228H263ZM2 230V229H1ZM61 230V229H60ZM59 230V231H60ZM109 230V229H108ZM107 230V231H108ZM114 230V231H115ZM172 230V229H171ZM185 230V229H184ZM14 231H16V230H14ZM18 231V230H17ZM16 231V232H17ZM22 231V230H21ZM40 231V230H39ZM51 231V230H50ZM53 231V230H52ZM51 231V232H52ZM58 231V232H59ZM63 231V230H62ZM84 231H87L86 229H84ZM104 231H106V230H104ZM103 231V232H104ZM107 231H106V233H107ZM114 231H112L113 233H115ZM120 231V230H119ZM172 231H174V229L172 230ZM222 231V232H221ZM227 231V230H226ZM245 231V230H244ZM15 232V233H16ZM19 232V231H18ZM40 232H42V231H40ZM48 232V231H47ZM55 232V231H54ZM65 232V231H64ZM89 232V231H88ZM93 233H94V235H95V232L96 231H92ZM118 232V231H117ZM116 232V233H117ZM121 232V231H120ZM119 232V233H120ZM171 232V231H170ZM253 232V231H252ZM49 233V232H48ZM59 233H61V231L59 232ZM92 233V234H93ZM98 233V232H97ZM106 233H104V234H106ZM115 233V234H116ZM119 233H117V234H119ZM121 233V234H122ZM133 233V234H132ZM138 233V234H137ZM233 233V232H232ZM13 234V233H12ZM17 234V233H16ZM15 234V237L17 236ZM18 234H20V233H18ZM22 234V233H21ZM53 234V233H52ZM61 234H63V233H61ZM66 234H68L67 232H66ZM104 234H102V236L104 237ZM121 234H120V240L123 238H121ZM136 234V235H135ZM172 234H173V232H172ZM171 234V235H172ZM192 234H190V235H192ZM70 235V234H69ZM100 235V234H99ZM110 235V234H109ZM135 235V236H134ZM189 235V236H190ZM192 235V236H193ZM246 235V236H245ZM21 236V235H20ZM72 236V235H71ZM96 236V235H95ZM98 236V235H97ZM101 236V235H100ZM101 236V237H102ZM139 236V235H138ZM138 237L139 239L140 238H142V239H144V237ZM169 236V235H168ZM176 236V235H175ZM191 236V237H192ZM197 236V237H198ZM252 236H253V233H252ZM9 237V235L8 236H5V233L2 231H0V264H55V262L54 263H52V262H50L49 260H44V259H46V258H43V260H39V257H37L36 256V254L33 252V250L31 249V248H29V246H28V244H26L25 243V240H24V243H22L21 241H18V238H20L19 236L18 237H16V242L15 241H12V239L13 238H11L10 239V237ZM12 237H14V236H12ZM14 237V238H15ZM66 237V236H65ZM75 237V236H74ZM91 237V236H90ZM102 237V238H103ZM124 237V238H125ZM137 237V236H136ZM149 237H152V238H149ZM173 237H174V235H173ZM248 237L250 238V236L248 235ZM248 237L245 239V240H247L248 239ZM256 237V236H255ZM67 238V237H66ZM69 238V237H68ZM100 238V237H99ZM101 238V239H102ZM105 238L107 239V238H109V242L111 243L112 241L113 242H116V244H120V240H119V238H118V236L117 235H113V234H111L110 236H105ZM123 238V239H124ZM138 238H135L136 240L138 239ZM145 238V239H146ZM188 238V237H187ZM186 238V240H188ZM220 238V237H219ZM262 238V237H261ZM73 239V238H72ZM75 239V238H74ZM127 239V241L128 242H126V243H124V240H123V244H127V243H129L130 241ZM137 240L138 242L140 241V240ZM181 239V238H180ZM190 239V238H189ZM251 239V238H250ZM257 239H259V238H257ZM19 240H23L22 238L21 239H19ZM43 240V239H42ZM71 240V239H70ZM112 240V241H111ZM136 240H134L135 242H136ZM146 240V241H147ZM154 240V241H153ZM172 240H174V243L172 242ZM223 240V239H222ZM229 240V239H228ZM235 240V239H234ZM249 240V239H248ZM27 241V240H26ZM76 241H78V239L76 240ZM83 241V240H82ZM104 241V240H103ZM107 241H108V239H107ZM141 241H143V240H141ZM151 241V240H150ZM179 240H176V244L178 245V246H184V244H181V242H179L181 245H179V243H177ZM180 241H182V240H180ZM252 241V240H251ZM250 241V242H251ZM263 241V240H262ZM75 242V241H74ZM81 242V241H80ZM89 242V241H88ZM108 242V243H109ZM149 242V241H148ZM148 242H145V243H148ZM184 242V241H183ZM226 242V241H225ZM65 243V242H64ZM77 243V242H76ZM85 242H83V244H84ZM107 243V242H106ZM141 243V242H140ZM143 243V242H142ZM144 243V245H146ZM231 243V242H230ZM233 243V242H232ZM261 243V242H260ZM263 243V242H262ZM261 243V244H262ZM26 244V245H25ZM85 244H87V243H85ZM115 243H113V244H110V245H113V246H116V247H124V245L122 246V245H119V246H117V245H114ZM122 244V243H121ZM130 245L127 247V248H125V250L127 249L128 250V248L130 249V248H132L133 247V245H132V247H131V242L129 243ZM132 244H134L133 242H132ZM139 244V243H138ZM137 244V245H138ZM149 245L148 246H150L151 247V245H150V243H148ZM152 244V245H153ZM157 244V246H155ZM173 244V245H172ZM196 244V243H195ZM226 244V243H225ZM80 245V244H79ZM106 245V244H105ZM128 245V244H127ZM127 245H125V246H127ZM144 245H141L142 247L144 246ZM177 245H175V247L177 246ZM185 245H186V243H185ZM255 245V246H254ZM263 245V244H262ZM135 246V245H134ZM147 246V245H146ZM146 246H144V248L146 247ZM221 246H224L223 245V243H222V245ZM232 246V245H231ZM31 247H32V245H31ZM120 247V249H122ZM138 247H139V251H137L138 250V248H137V246L136 247H134V250H136V252L134 251V253H138V252H140V255H139V258H141V259H143V256L145 257V260H147V261H151V262H153L154 260H152V258L150 257L151 255H149V250L148 251H146V253H143L144 251H143V249L144 248H142V247H140V244L138 245ZM187 247V246H186ZM194 247V246H193ZM227 247H229V246H227ZM233 247V246H232ZM256 247V248H255ZM258 247H259V245H258ZM230 248V247H229ZM261 248V247H260ZM95 249H96V247H95ZM103 249V248H102ZM106 249V248H105ZM117 249V248H116ZM142 249V250H141ZM145 249H147V248H145ZM151 249V248H150ZM171 249V250H172ZM180 249V248H179ZM182 249V248H181ZM180 249V251L182 252V250ZM185 249V248H184ZM224 249V248H223ZM222 249V250H223ZM233 249V248H232ZM126 250V251H127ZM142 252H141V251ZM154 250V249H153ZM159 250V251H160ZM173 250H175V249H173ZM176 250H177V248H176ZM186 250V249H185ZM260 250V249H259ZM198 251V252H199ZM226 251V250H225ZM225 251H224V253H225ZM258 251V250H257ZM115 252V251H114ZM127 252H130V251H127ZM132 252H133V249H132ZM170 252V251H169ZM173 252V251H172ZM176 252V251H175ZM178 252V251H177ZM176 252V253H177ZM180 252V253H181ZM197 252V251H196ZM229 252V251H228ZM264 252V251H263ZM49 253V252H48ZM54 253V252H53ZM101 253H103V258L104 257H107V258H104V259H108V257L112 260V259H114L115 258V253H112V251H107V250H104V251H102ZM100 253V254H101ZM142 253V254H141ZM155 253V252H154ZM185 253H186V251H185ZM222 253H223V251H222ZM224 253H223V255H224ZM259 253H260V251H259ZM99 254V253H98ZM228 254V253H227ZM234 254V255H233ZM102 255V254H101ZM100 255V256H101ZM138 255V254H137ZM165 255V254H164ZM185 255V254H184ZM229 255V254H228ZM259 255V254H258ZM50 256V255H49ZM117 256V255H116ZM119 256V255H118ZM129 256V255H128ZM178 256H179V258L181 257L180 256V254L178 253ZM196 256V255H195ZM256 257V258H255ZM259 257V258H258ZM174 258V257H173ZM183 258H184V256H183ZM183 258H181L182 260H180L179 259V261L181 262V263H178V264H183L184 263V260H183ZM225 258V257H224ZM264 258V257H263ZM102 259V258H101ZM110 259H108L107 260V263L110 261ZM120 259V258H119ZM118 259V260H119ZM130 259V258H129ZM185 259V258H184ZM252 259H254V261L252 260ZM95 260V259H94ZM138 260V259H137ZM145 260H143V261H145ZM173 260V259H172ZM178 260V259H177ZM116 261V260H115ZM147 261H145L146 263H147ZM182 261H183V263H182ZM223 261V260H222ZM262 261V259L260 260V263L259 264H264L263 263V261H264V259H263V261ZM105 262V261H104ZM103 262V263H104ZM111 262V261H110ZM113 262V261H112ZM148 262V263H149ZM150 262V263H151ZM155 262H159V261H157V260H155ZM96 263V262H95ZM101 263H102V261H101ZM114 263V262H113ZM120 263V262H119ZM229 263V262H228ZM59 264V263H58ZM154 264V263H153ZM176 264V263H175ZM184 264H186V260H185V263ZM188 264H189V262H188ZM191 264V263H190ZM222 264H224V263H222ZM227 264V263H226ZM257 264V263H256Z\"/></svg>",
	"mask_w": 264,
	"mask_h": 264
},
{
	"label": "rangeland",
	"instance_id": "2",
	"mask_svg": "<svg viewBox=\"0 0 264 264\" xmlns=\"http://www.w3.org/2000/svg\"><path fill=\"white\" fill-rule=\"evenodd\" d=\"M17 1V3L19 4V5H16V6H20V8H22V12H21V14H20V12H18L19 13V15L18 14H16L15 15V13H14V15H12V14H10V13H12V8L14 9V6H15V2ZM21 3H20V2ZM30 1H32V0H3V1H0V8L2 7L3 9H5V13L8 15V16H6V14H5V16L6 17H8L9 18V21H8V23L6 22V24H8L9 26H11V25H15V23H16V25L18 26H14V27H9V29L11 30L10 32H8V35H9V38H13V37H15V36H22V37H24V40H29V37H30V39H34V38H36L37 37V33H40V35L42 34V37L41 36H39L40 37V39H38L37 38V41H36V44H39L40 46H44L45 45V43L47 42V40H46V36H44L43 34H45L46 32H48V31H50V28L53 26H49V24H46V22H48L46 19H43V18H45L46 16H47V13L49 14L50 13V11H52V9L54 10H56V11H52L53 13H56V12H58L59 10V8H64L65 6H68V7H71L70 5H66V3H68V4H70L71 3V1H73V3H71V5H72V8H73V10H74V8H76L77 10H78V8H79V13H80V11L82 12L81 14H82V17L80 18V17H72V18H74L75 19V21H74V19H72L71 17H70V19H69V16L70 15H68V17H67V21H68V19H69V21L70 22H67V23H69V25H67V26H64L65 28V31H67L68 29H69V27H70V29L69 30H72V28L71 27H73L75 24L74 23H76V22H89L90 21V23L91 24H89L90 26H89V29H91L92 31L94 30L93 28H95V30H94V33L97 35V34H99L98 35V37L97 38H95V39H92V40H90V42L88 41L87 43H85V44H80V46L79 47H77V50L75 49L76 48V45H75V47L73 46L72 48L71 47H69L70 49H71V52H69L70 51V49H68V47L65 45L66 44V42H67V39L65 38L66 37V35H67V32H66V34H64V36H63V39L58 43V47H57V51H58V53H56V55H55V58H57L58 56H59V58H57V59H54V60H56V64L54 63L52 66H47V64L45 65V66H47V67H45L44 66V64H42V66L43 67H45V69L42 67L41 68V64H37L36 62H38L39 61V59H37V61L35 62L34 61V63H35V65H37L36 67H35V69L33 70V74H32V71H30V73H31V75L32 76H36V82H34V85L32 84L33 83V81L32 82H29L30 84H31V88L29 87L30 86V84L28 83V85H26V86H24L23 87V89L20 91L21 93H19V98H21L20 100H18V102H13V100H11V98L9 97V96H7V95H4V94H2V93H0V102H1V104H0V158L2 159V161H9V160H20L19 161V163L23 160V162H21V163H25L26 161H24V159L21 157V156H19V154L21 155V153H17L16 152V154L18 155V157H17V155L14 153V151H15V148H16V150H18L19 148H17L18 147V145L19 146H21L22 147V145H23V143L21 144L20 143V141H26L28 138V135L29 134H31V133H33L34 131H36L35 129H37L38 128V126H40V122H42L43 121V123L45 122V124L48 122V127H49V125H53V126H51L52 127V130H54V129H56L57 130V132H59L58 131V129H60L61 128V124H62V122L60 121L59 122V120H60V115H63L64 117H65V123H66V125H68L67 126V129H69L70 128V124L72 123V118H73V116L75 115V117L73 118V119H76V117H77V115H81L80 117H82V114H81V112H79L80 114H78V112H77V110L78 111H83V112H85L86 113V111L88 110H90L91 112H92V108L90 109L89 107H80V104H85V103H82V102H84L85 101V98H86V96L85 95H87L89 98L87 99V102L88 101H91V100H94V101H92L93 103H91L92 105L94 104H96L97 102H98V100H97V98L94 96L96 93H93V91H87V93H91V94H85V93H83L82 94V88H83V90H84V87L86 88V87H89V88H92L93 86H92V82H91V80H92V77L91 76H89V75H84V76H79V79L77 80L78 82L76 83V84H74L73 85V90L75 91L74 93L76 94V91L78 90H80L81 92L80 93H77V95H80L79 97L78 96H76V98L78 99V101H77V99L76 98H72L74 101V103H72L71 101H70V103H71V105H76L75 107L73 106H71L70 104L69 105H67V107H66V105L64 104V107H61L59 104V102H57V101H60V102H62L63 103V101H62V97H61V95H60V93L58 92V91H53L54 93H52L53 95H52V100L49 102V105L45 102H43L42 101V99L41 98H31V97H33V94L34 93H36L37 92V89L39 88H41V86H43L46 82L45 81H47V80H52L53 78H51V77H54L55 78V76H58V75H60L61 74V71H63V70H67V71H71V72H77V70H80L83 66H85V67H87V65H90V64H92L93 62H95V59H96V61L99 59V57L97 56V55H99L101 52H102V54H103V52L106 50V52L104 53V56H105V58H103V63H104V68H105V71L107 72L108 71V73H110V71L109 70H111L112 71V64L114 63H112V60H116V58L118 59V57H115V55L116 56H119L120 57V55L124 52H126V50L128 51H133L131 54H136L137 52H139V50H140V48H142V49H145V48H147V47H149V49L152 51V52H155V53H160L161 55L160 56H164L163 57V62H164V60L167 62H164V63H162V64H164L167 68H172V66L173 67H176V68H178L179 67V64L181 65V63L183 64L184 62H182V60H184V58L186 57V59H189L190 58V60H192L191 59V57H193V53H192V51H194V48L195 49H197V48H204V49H206V50H208V52H210L212 55H213V52H215V51H217L219 48H218V42H219V39L220 38H222V37H224V40L223 39H221L222 40V43H223V48H224V52H223V56H228L227 54L229 53V52H231L232 51V49H233V44L235 43V41H233L231 38H229V34H231L232 33V31H234V32H236L238 35H237V39H238V36L239 35H241V34H244V32H245V30H246V32H248V30H250L251 29V27H256V26H252V24H256L258 27H261V28H263L264 29V27H263V25H264V6H262L261 5V3L262 2H264V1H262V0H229V1H232V2H229V5H228V9L227 10H225V12L227 13V16H225L226 14L224 13V15H223V12H221L222 13V15H221V17H220V15H215L217 12H215L216 11V9L218 8V10H220V7H217V5L218 4H220L219 3V1L220 0H206L208 3H209V5L208 4H205V2L206 1H204V0H202V1H200V7H203V11L202 10H200L199 8L200 7H198V11H201V13H199V12H197L196 11V9L194 10V8H196V6L194 5V4H192L191 2H188V4H185V2L183 1L182 2V8H180V11H176V13L178 14V13H180V14H178L179 16L181 15V13H182V15L181 16H183V14L184 15H186L187 13H189L188 15H186V17L188 16V17H190V15L192 14V13H194V11H196L197 13L194 15V17H196L199 21H197V22H201L200 24L199 23H196L195 22V20H193L192 19V21L190 20V18H186V17H184L183 16V21L185 22H183V21H180V22H177V24H175L174 25V22H173V19L174 18H176V13H170V14H161L160 15V13H159V15L161 16H156V18H155V20H154V18L152 19V20H150L148 23H133V22H131V23H129L130 21L128 20V17H126V15L127 16H130V15H132V14H134L135 12H136V10H140V11H144V9L146 10V13H148V12H157L158 10L157 9H153L154 11H152L151 9H149L148 7L149 6H147V2L146 3H144V5H143V3H140V2H142L143 0H125V2H122L121 0H119V2H118V4L117 5H119L120 7L121 6H123V5H126V6H123V14L122 13H120V14H118V16H117V18L114 20V22H115V24H114V22L112 23V26L113 25H115V27L116 26H119V29H118V27H117V32H116V34H114L112 37L111 36H105V37H103V34L105 35V25H103V23H104V21H102V20H104V17L103 16H105V12L103 13V11H101V9L99 10V9H97L96 7L98 6L96 3H93V2H91L92 3V5H86V4H79L80 5V7H76V6H78V4H75V3H78L77 1H75V3H74V0H33L32 2H30ZM35 1V2H34ZM108 1L109 0H100V2H101V4L103 5H106L107 6V9L105 10V11H109V10H111V8L109 9V7H108V5L107 4H109L110 3V1H109V3H108ZM117 0H115V2H116ZM122 3H121V2ZM124 1V0H123ZM136 1V2H135ZM176 2L175 0L173 1V0H164V1H162V2H168L169 4L171 3V2ZM178 1V0H177ZM180 1V0H179ZM178 1V2H179ZM211 1V2H210ZM222 1H224V0H222ZM247 1V2H246ZM3 2L5 3V5H3ZM11 2V3H10ZM47 4H46V3ZM105 2H106V4H105ZM138 2V3H137ZM186 2V3H187ZM202 2V3H201ZM216 2V3H215ZM221 2V1H220ZM259 2V3H258ZM26 3V4H25ZM28 3V4H27ZM63 3H64V5H63ZM90 3V4H91ZM98 3H99V1H98ZM117 3V2H116ZM124 3V4H123ZM126 3V4H125ZM165 3V4H166ZM167 3V4H168ZM180 3H181V1H180ZM232 3V4H231ZM256 3V4H255ZM74 4L76 5L75 7H74ZM122 4V5H121ZM132 4V5H131ZM139 4V5H138ZM142 4V5H141ZM264 4V3H263ZM11 5H14V6H11ZM28 5V6H27ZM30 5V6H29ZM82 5V6H81ZM84 5V6H83ZM86 5V6H85ZM101 5V6H102ZM117 5H114V7L113 8H115ZM191 7H193L194 6V8H193V10H191V9H189L188 10V8H191ZM207 5H208V7H207ZM213 5V6H212ZM240 5V6H239ZM244 5V6H243ZM252 5H254V6H252ZM10 6V7H9ZM15 6V7H16ZM56 6V7H55ZM61 6H63V7H61ZM88 6H92V7H94V8H89ZM96 6V7H95ZM118 6V7H119ZM133 6V7H132ZM135 6V7H134ZM137 6V7H136ZM145 6V7H144ZM219 6H221V4L219 5ZM231 6V7H230ZM246 6V7H245ZM7 9H6V8ZM33 7V8H32ZM84 7V8H83ZM89 9V11L87 12V11H85L87 8ZM112 7V6H111ZM186 7H188V8H186ZM206 7V8H205ZM209 7H211V8H209ZM216 9H215V8ZM262 7V8H261ZM71 8V9H72ZM86 8V9H85ZM96 8V9H95ZM130 8V9H129ZM147 8V9H146ZM47 9V10H46ZM50 9V10H49ZM75 9V10H76ZM93 9L95 10V11H99L100 12V14L101 13H103V14H99L98 12L96 13L95 11H93ZM129 9V10H128ZM142 9V10H141ZM215 9V10H214ZM258 9H260V10H258ZM26 10V11H25ZM58 10V11H57ZM61 10V9H60ZM93 11V14H92V11ZM131 10V11H130ZM155 10H157V11H155ZM186 10H188V11H186ZM208 10V11H207ZM229 10V11H228ZM30 11V12H29ZM84 11V12H83ZM107 11V12H108ZM185 11V12H184ZM214 11V12H213ZM221 11V10H220ZM251 11V12H250ZM60 12V11H59ZM58 12V13H59ZM75 12H77V11H75ZM95 12V13H94ZM131 14H130V13ZM134 12V13H133ZM184 12V13H183ZM192 12V13H191ZM210 12V13H209ZM213 12V13H212ZM219 12V11H218ZM31 13V14H30ZM86 13H88V14H86ZM126 13V14H125ZM127 13H129V14H127ZM138 13H139V11H138ZM145 13V12H144ZM191 13V14H190ZM212 13V14H211ZM220 12H219V14H221ZM242 13V14H241ZM245 13H246V15H245ZM250 13V14H249ZM44 16H43V15ZM68 14V13H67ZM67 14L65 13V15L67 16ZM156 14H158V13H156ZM176 14V15H175ZM200 14H202V15H200ZM214 14V15H213ZM18 15V16H17ZM39 15H42L43 17H42V19L40 18V17H38ZM58 15V14H57ZM64 15V16H65ZM85 15V16H84ZM89 17H88V16ZM103 15V16H102ZM123 15H124V17L128 20V22L127 21H125V18H122L123 17ZM135 15H136V13H135ZM171 16V19H170V16ZM172 15H175L174 16V18H172L173 16ZM177 15V16H178ZM209 15H212V16H209ZM66 16H65V18H66ZM121 16V17H120ZM209 16V17H208ZM213 16H215L214 18H213ZM223 16V17H222ZM14 17H15V22H13V23H11V21H14V20H12V18L14 19ZM16 17H18L17 19L18 20H16ZM87 17V18H86ZM169 17V18H168ZM263 17V18H262ZM39 19L40 18V21L39 20H36V19ZM102 18V19H101ZM120 18V20H118ZM160 18V19H159ZM167 18V19H166ZM200 18H203V20L202 19H200ZM212 19V20H209V19ZM23 19V20H22ZM159 19V20H158ZM189 19V21H187ZM253 19V20H252ZM11 20V21H10ZM22 20V21H21ZM42 20H45V22H42ZM82 20V21H81ZM95 20V21H94ZM103 22H101V21ZM154 20V21H153ZM170 20H171V22H170ZM187 22H186V21ZM201 20V21H200ZM209 20V21H208ZM17 21V22H16ZM32 21V22H31ZM37 21H39V22H37ZM194 21V22H193ZM102 24H101V23ZM118 22V24L116 25V23ZM125 22V23H124ZM170 22V23H169ZM191 22V23H190ZM210 22V23H209ZM252 22V23H251ZM256 22V23H255ZM11 23V24H10ZM19 23V24H18ZM21 23H23V25L21 24ZM26 23V24H25ZM50 23V22H49ZM97 23V24H96ZM129 25H128V24ZM194 23H195V25L197 24V27H198V25H200V30L198 31V29H196L198 32H200V33H194L195 31H192L191 29H193L192 27H194ZM262 23V24H261ZM6 24H4V26L6 25ZM21 24V25H20ZM30 24H31V26L32 27H29L30 26ZM41 24V25H40ZM51 24V23H50ZM100 24H101V26H100ZM105 24V23H104ZM135 24V25H134ZM165 24V25H164ZM167 24V25H166ZM179 24V25H178ZM212 24H213V26H212ZM0 25H2V24H0ZM29 25V26H28ZM99 25V26H98ZM103 25V26H102ZM162 25V26H161ZM189 25V26H188ZM206 26V28H204V26ZM260 25V26H259ZM262 25V26H261ZM26 26V27H25ZM29 28H28V27ZM48 26L50 27L49 29H47L48 28ZM100 27V28H103V29H100V28H98V27ZM125 26H127L128 27V29H127V27H125ZM129 26H130V29H129ZM175 26V27H174ZM202 26V27H201ZM249 26H250V29H249ZM8 27L7 26H5V28H7L8 29ZM46 27V28H45ZM74 27H76V26H74ZM25 28H26V31H24L25 30ZM122 30H121V29ZM167 28V29H166ZM188 28H189V30H188ZM191 28V29H190ZM199 28V27H198ZM202 28V29H201ZM19 29L21 30V31H19ZM24 29V30H23ZM35 29V31H33ZM75 29V28H74ZM103 31V33L100 31ZM231 31H230V30ZM234 29V30H233ZM253 29V28H252ZM13 30H18L16 33H18V34H16L15 32H13ZM23 30V31H22ZM152 30V31H151ZM194 30V29H193ZM229 30V31H228ZM237 30V31H236ZM254 30H255V28H254ZM254 30H252V33H253V31ZM27 31H28V33H27ZM33 31V32H32ZM38 31V32H37ZM46 31V32H45ZM99 33H98V32ZM129 31V32H128ZM196 31V32H197ZM224 31L226 32V31H228V35H227V37H226V34H223L224 33ZM240 31V32H239ZM251 31V30H250ZM264 31V30H263ZM19 32H21V33H23V34H21V33H19ZM42 32H44V33H42ZM136 32V33H135ZM173 32H176V33H173ZM184 32V33H183ZM189 32V33H188ZM230 32V33H229ZM240 34H239V33ZM245 32V33H246ZM255 32V31H254ZM25 33V34H24ZM89 33V31L87 32V34ZM121 35H120V34ZM186 33V34H185ZM204 33H206V34H204ZM35 34H37L36 36H35ZM48 34V33H47ZM176 34V36H175V38H174V35ZM187 34H189L188 36H187ZM193 34V35H192ZM1 35V34H0ZM13 35V36H12ZM102 35V36H101ZM133 35V36H132ZM191 35H192V37H191ZM196 35V36H195ZM203 37H202V36ZM220 35H222V37L220 36ZM26 36V37H25ZM178 36V37H177ZM236 36V35H235ZM242 36V35H241ZM28 37V38H27ZM46 37V38H45ZM99 37H101V40H99L100 38ZM114 37H115V39H114ZM192 39H191V38ZM226 37V38H225ZM255 37V36H254ZM249 38V42L248 43H246V45H245V47H244V49H243V51L245 52H243L244 54H247V52H248V54H249V56H245L244 55V57L243 58H237V61H239V59H242V60H240V61H242L244 64H245V66H246V68H245V70L242 72L241 71V73L243 74H239V72L235 69V67L233 68V67H223V69H222V67H220L218 70L217 69H215V68H218L219 67V64L216 62V61H213V60H209L210 59V57H211V55H210V57H208L209 55H207V60H209V63L211 62H215V63H212V66H213V64H214V66L215 67H212L211 65H209V63L206 65V68L205 69H207L205 72H200V76L198 75V77H200V78H197V79H195L196 81L197 80H199V82L200 83H202L203 85H205V87H204V90H198L197 91V87H198V83H193V84H195L194 86H192L191 88H192V90H193V92L195 91V93H198V103L200 104H198L197 102V104H196V106L195 105H192V104H190V103H188L186 100H184V103H186V105L187 104H189L190 106L192 105V106H195V107H187L186 105H184V106H186L185 107V109L183 110V111H186V112H184V113H186V115H185V119H187V118H189L190 116V120L189 119H187V121H188V124H190L189 126H191L190 128H187L188 126H186V128H187V130H190V131H188V136H190L189 137V139H188V136H187V134H186V137H185V139L187 140V141H189V142H187L186 140H184V142L187 144V145H185V143L183 144L184 146H185V148H186V146L188 147V146H190L189 148H187V149H189V152H190V150H191V148L193 147V149H195V148H197V150H193L194 151V153L192 154H189V156H192V157H189L188 155V157L187 158H189V159H186V163H185V165H184V170L185 171H183V172H185L184 173V176H183V178H184V181H185V183H188V184H183V183H181V185H180V187H179V182H181V181H177L178 183L176 184H174V185H176V186H174L175 188L177 187V191H176V189L174 190V191H171L172 193L174 192H180L179 194L181 195V194H183V195H181L182 197H180V195L179 196H177L176 195V193L175 194H173L172 195V193H171V195L173 196H171L170 195V192H168L169 193V195L167 194L165 197H166V199L164 200V198L165 197H163L162 195H163V192H162V190L163 189H160V187L163 185L164 187H161V188H166V187H168L169 188V184L170 183H172L173 181L172 180H170V181H172V182H170V181H168L169 180V178H170V175L168 174L169 173V171L171 170H169V168H171V167H168V166H171V162L172 161H170L168 158H167V156H169L170 154H171V156H169V158L170 157H172V154H174L175 152V150L173 149V153H171L172 151H170V153L168 152V153H166V155L164 154V151H163V153L161 154V150H158V152H160V153H155V155L154 154H150L149 156L147 155V154H145L144 152V154H142L141 152V154L143 155H141L140 153H138L139 155V158H143V159H140V161L142 162L144 159H145V157H144V155H146L147 157V159L148 160H146L145 159V161H143L142 163H143V166H144V169L142 168L141 169V167H143L142 165H139V166H141V167H139L140 169L138 170V168L136 167V166H138V164H136V163H138L139 162V160H138V162H133V163H135V165L136 166H134L133 168V174L131 175V176H133V178H131L130 177V180L131 181H133L134 179H136V180H134L133 181V183H132V185H134V184H136L135 182L137 181L138 183V185L136 184V185H134L133 187H135V188H133L132 186L130 187L131 189L129 190L130 192H128V194H127V196H128V198L127 197H124V198H126V200H123V202H126V201H128V200H130L131 202H127V203H131L130 205H134V203L135 202H138L137 200H139L140 198L142 199V201L144 202H146L145 204H151L153 201V199H155V201H154V203H156V204H158V202L160 201V203L158 204V205H160L161 207H164L163 209V212H162V215L160 214L159 215V218H161V216H163L164 215V218L162 219V226H163V223L165 224L164 225V227H165V234L167 235L168 233H171L172 234V232H173V234L171 235V234H168L167 235V237H169V239H170V236L172 237L171 239H175V243H174V240H172V242L175 244V245H177L176 244V240H179L177 243H179V242H181V244H184V246L182 245V246H176L175 247V245H174V248L173 249H175V250H173L172 249V246H171V249L170 250H168L170 247H167L166 246V248H168L167 250L165 249V251L166 252H163L164 251V249L163 248H165V247H163V243L162 242H160V243H157V242H155V243H157V244H159V245H161V243H162V247L163 248H161V250L158 248V246H157V244L155 245V246H157V247H155L154 248V244L152 245L151 244V242H152V239H148L147 240V235L146 236H140V234H138L140 237H144V239H142V238H138L139 236L138 235H134L135 236V238H138L140 241L138 242L133 236H132V240H131V238L130 239H128L127 237H130L131 236V234H129L130 236H127V237H123V233H122V230L121 229H118V228H116V230L114 231L112 228L113 227H115V225L116 224H118L117 222H118V220H117V218L115 217V216H113V215H107L106 214V216H108V217H106L105 216V218H106V220H103L104 222H102L104 225L103 226H105V229L104 230H108L107 231V233H106V231H104L103 230V227H101L102 226V223H101V226L100 227H97V228H94L95 226H92V225H88L86 222H81V223H86L87 225H82L76 218H79L77 215H74V214H72L71 215V213H68V211H66V208L67 207H65V208H63L62 206H60L59 205V203H52L53 201H46L45 199L44 200H41L42 199V197L39 195V192H35V193H33V191H32V184L31 185H29L30 183L29 182H27V184L29 185H27L26 184V180H23V182H21V184H15V185H12L13 184V182H11L10 181V178H7L8 176H7V174H2V173H5V171H7V165L9 164L8 162H6L5 161V171H3V169H4V164L3 165H1L3 162H0L1 164V166H0V168L2 167L3 169H1L0 170V202H1V204H0V231L2 232H4L5 233V236H8L9 235V237H10V239L11 238H13L12 239V241H15L16 240V237H20V238H18V241H21L22 243H24V240H25V243L26 244H28V246H29V248H31L32 250H33V252L36 254V256L37 257H39V260H43V258H46V259H44V260H51L50 262H52V263H54L55 262V264H178V263H181L180 261H179V259L180 260H182L181 258H183V256H184V258H183V260H184V263H185V260H186V264H188V262H189V264L191 263L192 264V261H193V259H194V261H196L195 259H196V257L197 258H200V257H198V256H201V255H197V253H201L200 251H202V248H203V245L202 244H200V243H204V241L201 239V237L200 236H198L197 234L196 235H193L192 234V232H191V229H194V227L195 226H201V222L199 221V216H200V213H201V215H202V212L204 213V211L206 210V208H207V210H209V212L211 213V214H217L218 216H222L221 217V224H220V227H222L223 228V232L222 233H220L219 232V234H217V236L215 235V238H216V241H219L218 243H221V245H222V243H223V245L224 246H221L220 245V247H219V250H220V248H222L221 249V253H220V256L222 255V259H220V262H221V264L222 263H224V264H230L232 261H230V259L232 260V252H234L235 250H234V248H235V245H236V239H237V235H236V233H237V228L238 229H240V228H244V230H243V228L241 229V230H243L242 232H241V235L243 236L244 235V233L246 232V234H248L249 236H250V238L248 237V235H247V237H248V239L247 240H245L246 238L244 237V240H243V242H242V244L243 243H245V242H247V243H245V244H247V246L249 245V247H250V249L252 250V248H253V243L252 242H254V240H253V238L254 239H256V241L257 240H260V242L263 244H261L259 241H257L258 242V244H256V246H257V248L255 249L256 250V254H257V252H258V254H257V256H261V259H262V261H263V257H264V225H263V223H261V222H263V220L261 221V220H259V221H255L254 223H255V225H254V223H250L249 221H247V220H241V221H239V222H237V221H235V219L233 218V214H234V212H235V209L236 208H234L233 206V203H229V205H224V208H223V206H216V205H214V204H212V203H214V200L212 199V198H214L215 199V201L216 200H218V201H216V202H220L222 199V202L223 201H226V195L225 194H223V191H224V188L226 187V189H225V191H224V193H226V190L229 192L228 194H233V190H236L238 187H240V185L239 186H237V185H235L236 184V181H234L233 179H230V178H227L228 176L225 174V171H226V169H228L229 167H230V165L228 164V166H227V164H225L224 163V159L226 160L227 159V157H228V159H230V161L233 163V165H235V167L233 166V168L235 169V170H239V168H240V170L239 171H241L240 172V175H241V178L243 179L242 181H243V183L244 182H247L245 185H243V184H241V186L243 185V187H241V188H238L239 189V193H236V195H238V199H239V201H240V197L242 196L243 198H244V200H247L248 199V201L249 202H253V201H255L256 200V198L258 197V196H260V197H258L257 199H259V198H261V196L262 195H259L258 193L259 192H263V190H264V175L262 176V174H264V165H262L261 163H260V161H259V159H258V153H256V152H258V149L260 150V148H256V151H254L255 150V148H251V147H249L248 146V143H249V141L247 142L246 140V138H245V136H244V132H243V127H245V128H249V130H254L253 129V127L249 124V121H250V119H251V115L252 114H247V112L248 113H257V112H261L263 109H260V108H263V107H259L258 108V106H260V105H257V107H251L252 109H251V111L250 110H247V108L248 107H244V108H246V110L244 109V108H241V105H244L245 103H243V104H240V103H242L244 100V98H243V96H242V94L240 93V90H241V92L245 89L246 90V86H245V83H247L246 81H244V77H245V75H247L249 72H247L248 70H247V68L249 67V65L251 64H253L254 63V56L256 55V53L258 52V51H261L262 49H260L261 47H263V46H261L263 43H260V40L259 39H256V37L255 38ZM262 37H264V32H263V34H262V36H261V41L262 42H264V40H263V38ZM26 38V39H25ZM41 38H44V39H41ZM102 38H104V39H102ZM111 38V39H110ZM178 38V39H177ZM187 38V39H186ZM189 38V39H188ZM194 38H196V39H194ZM23 39V38H22ZM99 40V41H96V40ZM176 39V40H175ZM236 39V38H235ZM108 40V41H107ZM175 40V41H174ZM197 40V41H196ZM251 40V41H250ZM255 40V41H254ZM96 41V42H95ZM103 41V42H102ZM138 41H140V42H138ZM172 41H174V42H176V44H175V46H178L179 44H180V46H178V49H179V52H180V48H181V45L183 44V43H185L184 45H187L186 46V52H185V54L183 53H179L178 52V49L176 50L180 55H182V57L179 55V57H181V58H183V59H181V58H179L177 55H172V53H175L176 51H171L170 49H168V47L167 46H169V43L171 42L172 43ZM193 41H195V42H193ZM99 42V43H98ZM173 42V43H174ZM177 42H179V44H177ZM187 42V43H186ZM193 42V43H192ZM256 42V43H255ZM48 43V42H47ZM65 43V44H64ZM89 43H91V44H89ZM95 43V44H94ZM101 43V45H99ZM157 43V44H156ZM170 43V48L171 49H175V47L173 48V46H172V44ZM194 43H196L197 45H195ZM88 44H89V46H88ZM92 44H94L93 46H94V50L92 51V53L90 54V52L89 53H87L85 56H79V53H82L81 51L83 50V52L84 51H86L87 50V48H90V45L92 46ZM168 44V45H167ZM9 45V44H8ZM47 45V44H46ZM46 45L44 46V47H46ZM64 45V47H62ZM86 45V50H85V48L83 49V47ZM98 45V46H97ZM106 45V46H105ZM167 45V46H166ZM259 45H260V48H259ZM88 46V47H87ZM92 46V47H93ZM99 46H100V48H99ZM112 46V47H111ZM122 46V47H121ZM130 46V47H129ZM147 46V47H146ZM164 46L166 47V48H164ZM9 47V46H8ZM8 47H5V48H8ZM10 47H11V45H10ZM103 47V48H102ZM105 47H107V48H105ZM108 47H110V51L108 50ZM126 47V48H125ZM164 48V50H162L163 48ZM193 47V48H192ZM101 48H102V50H101ZM126 50H125V49ZM128 48V49H127ZM131 48V49H130ZM75 49V50H74ZM82 49V50H81ZM100 49V51H98ZM105 49V50H104ZM133 49V50H132ZM148 49V48H147ZM155 49V50H154ZM161 49V50H160ZM246 49V50H245ZM9 50V49H8ZM74 50V51H73ZM122 50V51H121ZM166 50V51H165ZM170 52H169V51ZM76 51V53H74ZM79 51V52H78ZM95 51H98L96 54H94L95 53ZM128 51V52H129ZM252 51V52H251ZM65 52H66V54H65ZM94 52V53H93ZM109 52V53H108ZM161 52H163V53H161ZM168 52V53H167ZM175 53V54H178V53ZM254 52H256V53H254ZM62 53H64V54H62ZM107 53V54H106ZM113 53V54H112ZM123 53V54H124ZM169 53H171L170 55H169ZM216 53V52H215ZM251 53V54H250ZM12 54H13V52H12ZM58 54V55H57ZM74 54H75V57H74ZM88 54H90L89 56H88ZM92 54H93V56H92ZM101 54V55H102ZM122 54V55H123ZM167 54V55H166ZM190 54H192V55H190ZM208 54V53H207ZM113 57H115V58H112V56ZM156 55V54H155ZM158 55V54H157ZM183 55H185V57H183ZM250 55H253L252 57L250 56ZM87 56V57H86ZM168 56V57H167ZM81 57H82V59H81ZM86 57V58H85ZM92 57V58H91ZM97 57H98V59H97ZM178 57V58H177ZM248 57H251V59L250 58H248ZM36 58H38L37 56L35 57V59ZM91 58V59H90ZM205 58V59H206ZM209 58V59H208ZM180 59V60H179ZM247 59V60H246ZM74 60V61H73ZM83 60V61H82ZM110 60H111V63H110ZM246 62H245V61ZM69 61H71V62H69ZM180 61V62H179ZM81 62V63H80ZM177 62H179V63H177ZM236 62V61H235ZM251 62V63H250ZM262 62H264V60L262 61V59H261V63H259V67H261L262 65H264V63H262ZM57 63H58V67H57V70L58 71H60V72H58L57 70H56V68L54 67L55 65H57ZM60 63V64H59ZM125 63V62H124ZM217 63V64H216ZM16 64V63H15ZM14 63L13 64H10V68H9V75H13V76H15V72L14 71H17L16 73H17V75H18V77L17 78H21V76H22V72H23V67L20 65V66H18V64H16L17 65V67H16V65H15ZM127 64V63H126ZM161 64V65H162ZM178 64V67L176 66ZM258 64V63H257ZM73 66L72 68L70 67V66ZM78 65H81V68L80 69H77V68H79L78 67ZM161 65H159V66H155V65H151V68H148V72L146 73V74H148V75H150V76H152L151 77V79H153L150 83L149 82H147V84L148 85H146V84H144L143 85V87H146L147 86V88H149L150 86H152V85H154L155 87L156 86H158V87H162L161 85H158L159 83L160 84H162L163 82L161 81L162 79H163V77H161V76H163L165 73V71L163 70V68L162 67H164L163 65H162V67H161ZM168 65H170V66H168ZM172 65V66H171ZM250 65V66H251ZM59 66H60V68H59ZM152 66H153V68H152ZM155 66V67H154ZM182 66V65H181ZM15 67L16 68H20L19 70H17V69H15ZM22 67V68H21ZM68 67V68H67ZM84 67V68H85ZM211 67V68H210ZM263 67V66H262ZM51 68V69H50ZM61 69V70H59V69ZM74 68V69H73ZM112 68V69H111ZM209 68V69H208ZM214 70H213V69ZM233 68V69H232ZM37 69V70H36ZM42 69H43V71H42ZM47 69L49 70V71H47ZM70 69H72V70H70ZM161 69V70H160ZM226 69V70H225ZM249 69V68H248ZM39 70H40V72H39ZM74 70V71H73ZM149 70H151V71H149ZM259 70V69H258ZM257 70V71H258ZM35 71H37V73H34ZM56 71V72H55ZM164 71V72H163ZM208 71V72H207ZM256 71V73H259V72H257ZM47 74H46V73ZM247 72V73H246ZM14 73V74H13ZM41 73V74H40ZM57 73H60V74H58V75H56ZM190 73H192V71L190 72ZM237 73V74H236ZM35 74V75H34ZM43 74V75H42ZM162 74V75H161ZM206 74V75H205ZM11 75V76H12ZM41 75H42V79H41ZM45 75V76H44ZM48 75V76H47ZM50 75V76H49ZM220 75V76H219ZM232 75V76H231ZM236 75V76H235ZM238 75H239V77H238ZM49 77V78H46L45 79V77ZM191 76H192V74H191ZM207 76V77H206ZM235 76V77H234ZM16 77V76H15ZM40 77V78H39ZM193 77V76H192ZM206 77V78H205ZM91 78V79H90ZM204 78V79H203ZM234 78V79H233ZM238 78V79H237ZM43 79H44V82H43ZM150 79V80H151ZM160 79V80H159ZM202 79V80H201ZM207 79V80H206ZM237 79V80H236ZM241 79V80H240ZM38 80V81H37ZM149 80V81H150ZM155 80V81H154ZM157 80L158 81H161V82H157ZM201 80V81H200ZM246 80V79H245ZM42 81V85L40 86L39 85V83ZM196 81H194V82H196ZM208 81V82H207ZM238 81V82H237ZM38 82V83H37ZM153 82H155V83H153ZM204 82V83H203ZM228 82V83H227ZM233 82V83H232ZM36 83V84H35ZM151 83H153V84H151ZM158 83V84H157ZM223 83V84H222ZM151 84V85H150ZM207 84V85H206ZM232 84V85H231ZM32 85H33V87H32ZM76 85H77V87H76ZM146 85V86H145ZM163 85V84H162ZM218 85V86H217ZM207 86V87H206ZM208 86H212V87H208ZM226 86V87H225ZM230 86V87H229ZM232 86V87H231ZM243 86H245V87H243ZM141 87L142 86H140L139 87V89H138V91H136V92H134V98H128V96H126L125 95V93H124V95L127 97V99H125L126 97L124 96V97H122L123 95V93H121V91H119L120 92V94H119V92L117 93V91H114V93H112L111 92V94H109V97L107 98V100L106 101H108V103L107 102H105L104 104H113L111 107L110 106H108L107 107V105L106 106H104V107H97V112H98V115H102V114H105V112H104V110H105V108H106V110H108L109 111V113L108 114H106L107 115V117L108 116H110L111 118L113 117V119H117L118 120V118H119V120H121L120 122H123V120H126L127 119V121L125 122L126 124H128V122H129V120H133L134 122H136L137 121V118H136V115L138 116L139 114L141 115V113L143 112V116H144V122H142V120H143V118H142V120H140L139 122L137 121V125H135V123H133L134 124V127H136V129L134 128V127H132V129H130V132L131 131H133V132H131V133H129V134H127L126 135V137H128V138H132V136H133V134L135 135V132H137L138 130H140L142 127H144V125L145 124H147L148 123V121H149V123L150 122H153V118L155 119L154 121H156V120H158V122L156 121V124H159L161 121H163V120H161V121H159L160 119H158L157 117H159V116H161V115H159L160 113H163L162 111H161V109L160 108H156V104H158L157 102H158V100H157V96L158 95H152L151 94V96H152V98H151V96L149 95V97H147V98H143L142 96V93L140 92L139 93V91H140V89H141ZM142 87V88H143ZM255 88V86H251V88ZM28 88V89H27ZM75 88V89H74ZM79 88V89H78ZM210 88H211V91H210ZM226 90H225V89ZM244 88V89H243ZM27 89V90H26ZM38 89V90H39ZM163 89H165V87L163 86ZM218 89V90H217ZM236 89V90H235ZM239 89V90H238ZM255 89H257V91L255 92L256 93V95H257V101H258V99L261 101V99L259 98V92H260V90H259V88L258 87H256ZM26 90V91H25ZM191 89H190V91H192ZM212 90H214L215 92H216V97L217 96H219V98H220V100L219 101H221V99H223L224 97L226 98L227 97V95H228V93H229V95L228 96H230V94H231V96L233 97H231L230 96V98L231 99H233V100H230L231 101V103H232V101H233V105L232 106H234V107H226V106H224V103H223V101H224V99H223V101H221V103H223V105L221 106L220 104H218V102L217 101H215L214 99V101L213 102H211L212 101V98H210V96L209 95H211V97H213L212 95H214V93H213V91ZM23 91H25V95L23 94ZM28 91V92H27ZM77 91V92H78ZM201 91V92H200ZM206 91V92H205ZM84 92V91H83ZM186 92V91H185ZM188 93H190L189 91H187ZM203 92V93H202ZM211 92H212V94H211ZM237 92V93H236ZM59 93V94H58ZM117 93V94H116ZM184 93V92H183ZM192 93V92H191ZM191 93L189 94V95H191ZM210 93V94H209ZM241 95H240V94ZM245 92L243 91V94H244ZM187 94V93H186ZM193 94V93H192ZM207 94H209V95H207ZM237 94H238V96H237ZM21 95V96H20ZM23 95V96H22ZM90 95H92V96H90ZM141 95V96H140ZM184 95H185V93H184ZM1 96H3V97H1ZM10 100V102H9V100L6 98V97ZM31 96V97H30ZM59 96V97H58ZM63 96V95H62ZM96 96H97V94H96ZM110 96H111V98H110ZM60 97L62 98V99H60ZM91 97H92V99H91ZM123 98V99H121V100H119V98ZM186 97H188V94L186 95ZM208 97V98H207ZM216 97H214V98H216ZM236 97V98H235ZM239 97H241L240 99H239ZM2 98V99H1ZM159 98V97H158ZM8 101H7V100ZM34 99H36V100H34ZM57 99V100H56ZM104 99H102V101L104 100ZM109 99V100H108ZM128 99H131L130 101L128 100ZM141 99H143V100H141ZM148 100L147 102L146 101H144V100ZM150 99V100H149ZM27 100V101H26ZM31 100V101H30ZM80 100L82 101L81 103H80ZM84 100V101H83ZM104 100V101H105ZM110 100H112V101H110ZM138 100H139V102H138ZM211 100V101H210ZM239 100V101H238ZM243 100V101H242ZM20 101V102H19ZM25 101V102H24ZM53 101V102H52ZM97 101V102H96ZM103 101V102H104ZM120 101H122V102H124V103H120ZM140 101H141V103H140ZM143 101V102H142ZM241 101V102H240ZM260 101H258V104H259V102ZM8 102V103H7ZM28 102V103H27ZM42 103V104H40V107H36L35 105H37L38 103ZM86 102V101H85ZM95 102V103H94ZM130 103V104H128V103ZM133 102H134V104H135V106H137V107H133ZM149 102H151V103H149ZM210 104H209V103ZM4 103L6 104V105H4ZM11 103V104H10ZM52 103V104H51ZM59 103V104H58ZM88 103H90V102H88ZM119 104V106H118V104ZM143 103V104H142ZM148 103V104H147ZM206 103H208L209 105H207ZM212 103H214V104H212ZM215 103H217V106H215ZM10 104V105H9ZM35 104V105H34ZM59 105V107H58V105ZM124 104V105H123ZM127 104V105H126ZM145 104H146V107H144L145 106ZM204 104V105H203ZM239 104H240V108H241V110L240 111H238L240 108L238 107L239 106ZM2 105H4L3 107H2ZM19 105H21V106H19ZM131 107H130V106ZM143 105V106H142ZM152 106V107H150V106ZM211 105H214L215 106V108H214V106H212L213 107V111H212V113L215 115V120L216 121H214V115L211 117V115H212V113H211V111H209V110H212L209 106H211ZM226 105V104H225ZM238 105V106H237ZM26 106V107H25ZM34 106H35V108H34ZM49 106V107H48ZM63 106V105H62ZM69 106V107H68ZM71 106V107H70ZM128 106L130 107V109L128 108ZM139 106H141L142 107V110L141 109H139ZM201 106V107H200ZM203 106V107H202ZM205 106H207V107H205ZM218 106H220V107H218ZM224 106V107H223ZM21 107V108H20ZM77 107H79V108H77ZM140 107V108H141ZM147 108V109H144V108ZM196 107H198L197 109H195L194 111H198V117H197V115L195 116V117H197L198 119H194V118H192L193 116V114L191 115L190 114V112H192L193 113V110L192 111H189V110H191L192 108L194 109V108H196ZM205 107V108H204ZM218 107V109H216ZM226 107V108H225ZM29 108V109H28ZM60 108V109H59ZM77 108V109H76ZM88 108V109H87ZM96 108V107H95ZM109 108V109H108ZM178 107H176L175 108V110L177 109ZM207 108V109H206ZM210 108V109H209ZM219 108H220V110H219ZM250 108V107H249ZM256 108H258V109H256ZM11 109V110H10ZM84 109V110H83ZM127 109H128V113H127ZM144 109V110H143ZM152 109V110H151ZM204 109H206V110H204ZM209 109V110H208ZM244 109V110H243ZM24 110V111H23ZM75 110V111H74ZM134 110V111H133ZM139 110V111H138ZM150 110V111H149ZM154 110H156V111H154ZM157 110H159L158 112H157ZM219 112H218V111ZM222 110V111H221ZM253 110V111H252ZM66 111V112H65ZM71 111H73V112H71ZM87 112L88 114L89 113H91V112ZM121 111V112H120ZM138 111V112H137ZM146 111V112H145ZM187 111H189V112H187ZM217 111V112H216ZM245 112V114H244V112ZM247 111V112H246ZM254 111H256V112H254ZM264 111V110H263ZM26 112V113H25ZM56 112V113H55ZM76 112V113H75ZM82 112V113H83ZM116 112V113H115ZM119 112V113H118ZM135 112H137V113H135ZM141 112V113H140ZM211 114H210V113ZM232 112H235V114L236 113H238L239 115L238 116H236L235 115V117L233 116V114L234 113H232ZM87 113H86V115H87ZM129 113H130V116H129ZM139 113V114H138ZM155 113L157 114V117L155 116ZM188 113V114H187ZM195 113V112H194ZM208 113V114H207ZM9 114V115H8ZM34 115V117H33V115ZM109 114H111V115H109ZM117 116H116V115ZM126 114H128V118H126L125 119V115ZM134 114H136V115H134ZM145 114V115H144ZM242 114V115H241ZM188 115V117H186ZM190 115V116H189ZM195 115V114H194ZM208 115H209V117H208ZM216 115H218V116H216ZM241 115V116H240ZM245 115V116H244ZM248 115L250 116V117H248ZM27 116V117H26ZM29 116V117H28ZM32 116V117H31ZM72 116V117H71ZM83 116H85V114L83 113ZM103 116V115H102ZM102 116H99L100 118L102 117ZM105 116V115H104ZM120 116V117H119ZM142 116V117H143ZM146 116V117H145ZM230 116H232V117H230ZM244 117V119H243V117ZM3 117V118H2ZM109 117V118H110ZM117 117V118H116ZM123 117V118H122ZM126 117H127V115H126ZM141 117V116H140ZM156 117V118H155ZM202 117V118H201ZM213 119V121H209L211 118ZM237 117H239V118H237ZM246 117H248V118H246ZM5 118V119H4ZM35 118V119H34ZM41 118H42V120H41ZM46 120H45V119ZM55 118V119H54ZM110 118V119H111ZM121 118V119H120ZM132 118V119H131ZM135 118H136V121H135ZM150 118V119H149ZM161 118V117H160ZM204 118V119H203ZM208 118H210V119H208ZM231 118V119H230ZM234 118L237 120H234ZM241 118H242V121H240L241 120ZM29 119V120H28ZM47 119H48V121H47ZM112 119V120H113ZM163 119V118H162ZM207 119H208V121H207ZM211 119V120H212ZM238 119H240V120H238ZM247 119V121H245ZM24 120V121H23ZM71 120V121H70ZM172 120H174V119H172ZM193 120H195L196 122H197V120H199L197 123L195 122V121H193ZM52 121H55V122H52ZM175 121V120H174ZM201 121V122H200ZM230 121V122H229ZM237 123H236V122ZM244 121H245V123H244ZM34 122V123H33ZM58 122H59V124H58ZM144 123L143 124V126H142V123ZM166 122V119H164V122H162V123H165ZM170 122H173V121H170ZM185 122H186V120H185ZM193 123L192 125H191V123ZM200 122V123H199ZM212 122V123H211ZM215 122V123H214ZM241 122V123H240ZM244 124H243V123ZM247 122V123H246ZM16 123V124H15ZM29 123V124H28ZM33 123V124H32ZM56 123V124H55ZM61 123V124H60ZM64 122H63V124H65ZM155 123V122H154ZM173 123H175V125H176V123L177 122H173ZM187 123V122H186ZM197 124V126H196V124ZM209 123V124H208ZM210 123H211V127L213 128V129H215V130H212L211 131V127H210ZM213 123L215 124L214 126H213ZM228 123V124H227ZM233 123V124H232ZM235 123V124H234ZM58 124V125H57ZM63 124H62V126H63ZM161 124V123H160ZM202 124V125H201ZM47 125V124H46ZM60 125V126H59ZM65 125V126H66ZM141 125V126H140ZM169 125H171L172 126V124H169ZM174 125V124H173ZM244 125V126H243ZM251 127H250V126ZM8 126V127H7ZM16 126H18V127H16ZM23 126V127H22ZM31 126V127H30ZM223 126V127H222ZM225 126H228V127H225ZM243 126V127H242ZM26 127V128H25ZM37 127V128H36ZM51 127H49V128H51ZM59 127V128H58ZM173 127V129L175 128V127H177L175 130H177L178 129V123H177V126H172ZM172 127H171V130H172ZM192 127H194V128H192ZM229 127H231V128H229ZM35 128V129H34ZM58 128V129H57ZM63 128H64V126H63ZM210 128V129H209ZM226 128V129H225ZM19 129V130H18ZM31 129H32V131H31ZM194 129V130H193ZM26 130V131H25ZM61 130H62V128L60 129V133H61ZM200 130V131H199ZM20 131V132H19ZM22 131V132H21ZM29 131H31V132H29ZM55 131V130H54ZM197 132V134H195L196 132ZM9 132V133H8ZM186 132V131H185ZM213 132V133H212ZM221 132H223V133H221ZM242 132H243V134H242ZM29 133V134H28ZM22 134V135H21ZM25 134H27V136L25 135ZM224 134V135H223ZM241 134H242V136L245 138H242V136H241ZM192 135V136H191ZM18 136H21L22 137V139H21V137H18ZM26 138H25V137ZM226 136V138H227V140H230L231 142H230V144H231V148H229V149H226L227 151H228V153H227V151L225 150V148H224V145H222L223 144V137H225ZM228 136V137H227ZM237 136V137H236ZM15 137V138H14ZM193 137V138H192ZM198 137V138H197ZM212 137V138H211ZM191 138V139H190ZM204 138V139H203ZM230 138V139H229ZM239 138V139H238ZM10 139V140H9ZM15 139V140H14ZM21 139V140H20ZM25 139V140H24ZM213 139V140H212ZM222 139V140H221ZM238 139V140H237ZM243 139V140H242ZM200 140V141H199ZM201 140H202V142H203V140H205L204 142H205V144H203L202 142H201ZM242 140V141H241ZM244 140H245V143H244ZM11 141H13V146L15 147V143H16V145L18 144V142L20 143V144H18L15 148H13L14 150L12 151V149H10V146H11V148L13 147L12 145H11ZM198 141V142H197ZM237 141H238V143H237ZM239 141H241V142H239ZM194 142H195V144H194ZM201 143V146H199L198 145V143ZM222 142V143H221ZM243 142V143H242ZM6 143V144H5ZM208 143V144H207ZM237 143V144H236ZM241 143V144H240ZM156 144V143H155ZM159 144V143H158ZM204 146H203V145ZM236 146H235V145ZM249 144H251L252 146H253V144L250 142ZM241 145V146H240ZM247 147H246V146ZM8 146H9V149H10V151H9V149H7L8 148ZM155 147L157 146V145H154ZM197 146V147H196ZM204 147V149H202L203 147ZM208 146V147H207ZM212 146V147H211ZM7 147V148H6ZM159 146H157V148H158ZM195 147V148H194ZM210 147V148H209ZM243 147V148H242ZM249 147V148H248ZM24 148V147H23ZM156 148V149H157ZM199 148V149H198ZM201 148V149H200ZM208 148L210 149V150H208ZM159 149V148H158ZM254 149V150H253ZM23 150V149H22ZM140 150H141V148H140ZM139 150V151H140ZM199 150V151H198ZM213 150V151H212ZM142 151V150H141ZM192 151V150H191ZM198 151V152H197ZM211 152V153H209V152ZM248 151H249V154H248ZM12 152L14 153V154H12ZM197 152V153H196ZM226 152V153H225ZM146 153H147V151H146ZM224 153V154H223ZM252 153V154H251ZM167 154H169V155H167ZM195 154V155H194ZM199 154V155H198ZM208 154H209V156H208ZM254 154V156H252ZM140 155H141V157H140ZM155 156V158H153L154 156ZM175 155V154H174ZM194 155V156H193ZM211 155H212V157H211ZM4 156H6V158L8 159V157H9V160H7ZM137 156V157H138ZM203 156H205V158H207V159H204V157ZM215 156V158H213ZM225 156V157H224ZM227 156V157H226ZM252 156V157H251ZM224 157V158H223ZM231 157V158H230ZM4 158V159H3ZM138 158V159H139ZM157 158V159H156ZM164 158V159H163ZM192 158V159H191ZM233 158V159H232ZM236 158V159H235ZM238 158V159H237ZM253 158V159H252ZM155 159V160H154ZM171 159V158H170ZM197 159V160H196ZM213 159H216L215 161H217L218 162V164L219 165H217V166H215L216 165V163H215V161L213 160ZM221 159H222V161H221ZM134 160V159H133ZM135 160H136V158H135ZM164 160V161H163ZM167 160L168 161H170V163L169 162H167ZM234 160V161H233ZM1 161V160H0ZM153 161H156V162H153ZM167 162V166L166 167H168V168H166L164 165V167L165 168H163V166H161L162 164H165V163H163V162ZM197 161H199V162H197ZM212 161H214V162H212ZM236 161V162H235ZM255 161H257V163H258V165H257V163L255 162ZM141 162H139V164L141 163ZM194 162L195 163H197L196 165L194 164ZM248 162V163H247ZM6 163H8V164H6ZM141 163V164H142ZM152 163L154 164V166L152 165ZM158 163H161L160 164V167H162L164 170H166V171H164V170H162V169H158V172H159V175L157 176V175H153L154 177H152V179H154L155 181H152V179H151V176L149 177L144 171L146 170V169H148V171L149 172H151L150 171V169H153L154 167H155V165H157L158 166ZM168 163H169V165H168ZM221 163H222V166H221ZM235 163V164H234ZM27 163H25V165H26ZM148 164V165H147ZM151 164V165H150ZM225 164V165H224ZM242 164V165H241ZM166 165V164H165ZM200 165V166H199ZM263 167H262V166ZM197 166V167H196ZM213 166H214V168H213ZM253 166V167H252ZM135 167L137 168V171L135 170ZM195 169H194V168ZM228 167V168H227ZM262 167V168H261ZM146 168V169H145ZM197 168H199V169H197ZM216 168V169H215ZM256 169H259L258 171H256ZM261 169L263 170V171H261ZM144 170V171H143ZM162 170V172H160ZM195 170V171H194ZM215 170V171H214ZM139 171V172H138ZM147 171V170H146ZM165 173H164V172ZM199 171V172H198ZM200 171H201V173H200ZM217 171V172H216ZM141 172H143L142 174H141ZM158 172H155V173H158ZM167 172V173H166ZM187 172H192L193 174H190V173H188L189 175H188V178L190 177V175H192L191 176V178H189L191 181H189V182H187L186 180L188 179L187 178ZM260 172H263L262 174H260ZM135 173V174H134ZM148 173V172H147ZM152 173V172H151ZM164 173V174H163ZM171 173H173L172 172V170L170 171V174ZM258 174V178H255V177H253V176H255L256 175V177H257V174ZM213 174V175H212ZM216 174V175H215ZM247 176H246V175ZM2 175H4V176H2ZM141 175H143L142 176V179H140L141 177ZM146 175H147V177H146ZM150 175V174H149ZM161 175V176H160ZM166 175V176H165ZM200 175V176H199ZM217 175H218V177H217ZM157 178H156V177ZM164 176V177H163ZM172 176V175H171ZM262 176V177H261ZM140 177V178H139ZM163 177V178H162ZM168 177V178H167ZM207 177V178H206ZM144 178H146V180L144 179ZM172 178V177H171ZM182 178V179H183ZM187 178V179H186ZM245 178V179H244ZM255 178V179H254ZM260 178H262V179H260ZM12 179V178H11ZM25 179V178H24ZM144 179V180H143ZM173 179V178H172ZM195 179V180H194ZM215 179V180H214ZM220 179V180H219ZM228 179V180H227ZM260 179V180H259ZM140 182H139V181ZM151 182H150V181ZM216 180H217V182L219 181V183H217L216 182ZM221 180H225V182H223V181H221ZM229 180H231V181H229ZM255 180V181H254ZM8 183H7V182ZM11 182V184H10V182ZM158 181V182H157ZM201 181V182H200ZM221 181V182H220ZM229 181V182H228ZM144 182H145V184H144ZM150 182V183H149ZM191 182V183H190ZM198 182V183H197ZM222 182L224 183V185L222 184ZM23 183V184H22ZM24 183H25V185H24ZM152 183V184H151ZM157 183V184H156ZM161 183H162V185H161ZM190 183V184H189ZM220 183H221V185H220ZM253 183H255V184H253ZM183 184V185H182ZM207 184V185H206ZM218 184H219V186H218ZM226 184V185H225ZM19 187H18V186ZM21 185H22V187H21ZM161 185V186H160ZM197 185V186H196ZM216 185V186H215ZM246 185H248L246 188H245V186ZM10 186H11V188H10ZM156 186H158V187H156ZM201 186V187H200ZM237 186V187H236ZM253 186V187H252ZM255 186V187H254ZM15 187V188H14ZM137 187V188H136ZM182 187V188H181ZM185 187V192H183L182 190L181 191H178V188L179 189H183ZM189 187V188H188ZM234 187V188H233ZM235 187H236V189H235ZM258 187H260V188H258ZM19 188V189H18ZM187 188L188 189H190V191H192V195L190 196V197H192V198H190V197H188V193L186 194L187 195V197H186V195H185V193L186 192H189V190L188 191H186L187 190ZM217 188V189H216ZM222 188V189H221ZM233 188V189H232ZM242 188H244L243 190H242ZM263 188V189H262ZM28 189V190H27ZM30 189V190H29ZM138 189V190H137ZM150 189H152V190H150ZM155 189V190H154ZM160 189V190H159ZM211 189V190H210ZM254 189V190H253ZM157 190V191H156ZM198 190V191H197ZM213 190V191H212ZM259 190V192H257ZM155 191V192H154ZM162 192V195H159V193H161ZM216 191V192H215ZM237 191V190H236ZM250 191H251V193H250ZM30 192V193H29ZM182 192V193H181ZM30 195H29V194ZM32 193V194H31ZM153 195H152V194ZM158 193V194H157ZM194 193V194H193ZM214 193V194H213ZM260 193V194H261ZM141 194V195H140ZM146 194V195H145ZM148 194V195H147ZM155 194V195H154ZM213 194V195H212ZM227 194V195H228ZM231 194V195H232ZM241 194V195H240ZM256 194H258L257 195V197H256ZM262 194H264V192L262 193ZM28 195V196H27ZM143 195V196H142ZM157 195V196H156ZM159 195V196H158ZM185 195V197H183ZM215 195H217L216 197L217 198H215V197H213V196H215ZM221 195H222V197H221ZM233 195H235V194H233ZM18 198H17V197ZM24 196V197H23ZM129 196H131V197H129ZM137 196V197H136ZM156 196V197H155ZM162 196V197H161ZM170 196V197H169ZM252 196V197H251ZM144 197V198H143ZM163 198L162 199V201L164 200V202L163 203H165V204H163L162 202H161V198ZM169 197V198H168ZM210 197V198H209ZM40 198V199H39ZM123 198V199H124ZM131 198H133V199H135V200H133V199H131ZM168 198V199H167ZM176 198V199H175ZM182 198V199H181ZM186 198H190V199H186ZM202 198V199H201ZM206 198V199H205ZM224 198H225V200H224ZM231 198V201H232V198H233V196H231L230 197ZM24 199V200H23ZM29 201H28V200ZM128 199V200H127ZM147 199H148V203H147ZM151 199V200H150ZM159 201H158V200ZM170 199V200H169ZM180 201H178V200ZM192 199V200H191ZM203 199H204V201H203ZM233 199H235V198H233ZM255 199V200H254ZM38 200V201H37ZM175 200V201H174ZM187 200H191L190 202H188ZM201 200V201H200ZM210 200H211V203H210ZM220 200V201H219ZM2 201H4V202H2ZM25 203H24V202ZM37 201V202H36ZM42 202V204H41V202ZM45 201V202H44ZM139 201H141V200H139ZM141 201V202H142ZM151 203H150V202ZM170 202V203H168V202ZM178 202V204H177V202ZM182 201V202H181ZM206 201H208L209 203H207ZM213 201V202H212ZM241 201H242V199H241ZM240 201V202H241ZM44 202V203H43ZM47 202H50L49 203V205H48V203ZM132 202H134L133 204H132ZM187 202V203H186ZM204 202V203H203ZM222 202H220V203H222ZM20 203V204H19ZM33 203H35V204H33ZM37 203V204H36ZM53 205H52V204ZM174 203V204H173ZM182 203V204H181ZM202 203L204 204V205H202ZM205 203H206V205H205ZM3 204H5L6 206H4V207H2L3 206ZM7 204H8V206H10V207H12V208H14V210H16L15 208H17V209H20V211H21V213H23V214H15L16 212H14V211H12V209L11 210H9V208H6L7 207ZM44 204V205H43ZM51 204V205H50ZM55 204V205H54ZM166 204H172V205H170V206H166ZM178 206H177V205ZM186 204V205H185ZM208 204H209V206H208ZM212 206H211V205ZM32 205H34V206H32ZM162 205H164V206H162ZM175 205V206H174ZM214 205V206H213ZM230 205H231V207H230ZM15 206V207H14ZM38 206V207H37ZM39 206H40V209H39ZM54 206V207H53ZM58 208H57V207ZM172 206V207H171ZM184 206V207H183ZM202 206V207H201ZM53 207V208H52ZM59 207H61V208H63L64 210V212L62 211V210H60V208ZM170 207V208H169ZM175 207V208H174ZM179 207H180V209H179ZM211 207V208H210ZM219 207V208H218ZM222 207V208H221ZM35 208V209H34ZM172 208V209H171ZM205 208V209H204ZM234 210H233V209ZM45 209V210H44ZM50 209H52V210H50ZM170 209V210H169ZM204 211H203V210ZM222 209V210H221ZM6 210V211H5ZM42 210V211H41ZM54 210V211H53ZM167 210V211H166ZM200 210H202V211H200ZM206 210V211H207ZM233 210V211H232ZM16 211H18V210H16ZM20 211H19V213H20ZM23 211V212H22ZM55 211H57V212H55ZM65 211H66V213H65ZM165 211V212H164ZM174 212V214L173 213H171V212ZM176 211V212H175ZM178 211V212H177ZM180 211V212H179ZM199 211H200V213H199ZM205 211V212H206ZM14 212V213H13ZM30 213V214H28V215H26V216H29V215H32V217H34L35 216V218H38L39 220H41V221H43L44 222V224H46V225H49V226H51V227H49V226H47V228H52V229H46V230H44V229H41L42 227H39V226H37V225H35V224H33V223H31V222H28L27 223V219H25L24 218V213L25 214H27V213ZM61 214H60V213ZM63 212V213H62ZM182 212V213H181ZM225 212V213H224ZM231 212H232V214H231ZM10 213V214H9ZM49 213V214H48ZM51 213V214H50ZM54 213H58L57 215L56 214H54ZM65 213V214H64ZM67 213H68V215H67ZM170 213V214H169ZM194 213V214H193ZM197 213V214H196ZM199 213V214H198ZM222 213V214H221ZM9 214V215H8ZM54 214V215H53ZM182 214V215H181ZM191 214V215H190ZM57 217H56V216ZM62 215H64V216H62ZM67 215V216H66ZM172 215V216H171ZM174 215V216H173ZM176 215V216H175ZM190 215V216H189ZM231 215V216H230ZM23 216V217H22ZM55 216V217H54ZM60 216V217H59ZM68 216H72V218H70V217H68ZM18 217V218H17ZM20 217V218H19ZM60 219H59V218ZM62 217H65V219L64 218H62ZM67 217H68V219H67ZM73 217H74V219H76L75 221L73 220ZM76 217V218H75ZM169 217V218H168ZM201 217V216H200ZM233 219H232V218ZM56 218V219H55ZM69 218H70V221H69ZM166 218H167V220L168 221H166ZM170 218L172 219V220H170ZM4 219V220H3ZM8 219V220H7ZM19 219V220H18ZM22 219V220H21ZM59 219V220H58ZM64 219V221H62ZM72 219V220H71ZM223 219V220H222ZM6 220V221H5ZM17 220V221H16ZM23 220H25V221H23ZM80 220V219H79ZM116 222H115V221ZM179 220V221H178ZM201 220V219H200ZM67 223H66V222ZM78 221V222H77ZM81 221V220H80ZM106 221V222H105ZM111 221L113 222V223H116L115 225L112 223V225H113V227L110 225L111 224ZM165 221H166V223H165ZM171 221V222H170ZM230 223H229V222ZM246 221V222H245ZM261 221V222H260ZM62 222V223H61ZM69 222H71V223H69ZM73 222V223H72ZM76 222V223H75ZM223 222V223H222ZM237 222V223H236ZM260 224H259V223ZM27 223V224H26ZM31 223V224H30ZM75 223V224H74ZM79 223V224H78ZM107 223V224H106ZM108 223H110V224H108ZM170 223V224H169ZM197 223V225H194V224H196ZM200 223V224H199ZM226 224V226H225V224ZM235 223L238 225V227H237V225L235 226ZM241 223V224H240ZM250 223V224H249ZM21 224H23V225H21ZM25 224V225H24ZM79 226H78V225ZM166 224H168V225H166ZM174 225V226H171V225ZM177 226H176V225ZM232 224V225H231ZM249 224V225H248ZM252 224H253V228L251 227L252 226ZM262 224V225H261ZM31 225V226H30ZM33 225V226H32ZM193 225V227H190V226H192ZM222 225V226H221ZM259 225V226H258ZM7 226V227H6ZM22 226H25V228L24 227H22ZM76 226V227H75ZM80 226H81V228H80ZM83 226H88V227H83ZM92 228H90V227ZM168 226V227H167ZM231 226H233V227H231ZM16 227V228H15ZM35 227L37 228V227H39V228H37L36 230H35ZM111 227V228H110ZM163 227V228H164ZM173 227V228H172ZM181 227V228H180ZM188 227V228H187ZM224 227H226V228H224ZM235 227V228H234ZM249 227V228H248ZM12 228V229H11ZM19 228H21V229H19ZM86 229L87 231H84V229ZM87 228H90V230H88ZM101 228V229H100ZM170 228V229H169ZM261 228V229H260ZM2 229V230H1ZM10 229L12 230V231H10ZM61 229V230H60ZM111 229H112V231H114L115 233L117 232V233H119L120 231V233L119 234H115V233H113L112 231H111ZM167 229H169V230H167ZM174 229V231H172V230ZM185 229V230H184ZM14 230H18L17 232L16 231H14ZM22 230V231H21ZM42 231V232H40V231ZM52 232H51V231ZM61 231V233H63V234H61V233H59L60 231ZM63 230V231H62ZM120 230V231H119ZM227 230V231H226ZM49 233H48V232ZM55 231V232H54ZM59 231V232H58ZM65 231V232H64ZM89 231V232H88ZM92 231H96L95 232V235H94V233L92 232ZM104 231V232H103ZM171 231V232H170ZM253 231V232H252ZM17 234H16V233ZM66 232L68 233V234H66ZM98 232V233H97ZM233 232V233H232ZM244 232V233H243ZM13 233V234H12ZM18 233H20V234H18ZM22 233V234H21ZM53 233V234H52ZM93 233V234H92ZM104 233H106V234H104ZM122 233V234H121ZM252 233H253V236H252ZM15 234L17 235L16 237H15ZM70 234V235H69ZM102 236V234H104V237L102 238L100 235ZM111 234H113V235H117L118 236V238H119V240H120V234H121V240H120V244H116V242H113L112 240V242L110 243L109 241V238H107L108 239V241H107V239L105 238V236L107 237V236H110ZM133 234V233H132ZM190 234H192V235H190ZM21 235V236H20ZM72 235V236H71ZM98 235V236H97ZM173 235H174V237H173ZM176 235V236H175ZM190 235V236H189ZM12 236H14V237H12ZM67 238H66V237ZM75 236V237H74ZM91 236V237H90ZM192 236V237H191ZM198 236V237H197ZM246 236V235H245ZM256 236V237H255ZM8 237V238H9ZM69 237V238H68ZM100 237V238H99ZM147 237V238H146ZM188 237V238H187ZM220 237V238H219ZM262 237V238H261ZM23 239V240H19V239ZM73 238V239H72ZM75 238V239H74ZM102 238V239H101ZM146 238V239H145ZM149 238H152V237H149ZM181 238V239H180ZM186 238L188 239V240H186ZM190 238V239H189ZM257 238H259V239H257ZM15 239V240H14ZM43 239V240H42ZM71 239V240H70ZM78 239V241H76ZM127 239L131 242V247H132V245H133V247L132 248H128V250L127 251H130V252H127L126 250H125V248H127L130 244V242L129 243H127V244H123V240H124V243H126V242H128L127 241ZM223 239V240H222ZM229 239V240H228ZM235 239V240H234ZM27 240V241H26ZM83 240V241H82ZM104 240V241H103ZM134 240H136V242L134 241ZM141 240H143V241H141ZM147 240V241H146ZM151 240V241H150ZM180 240H182V241H180ZM252 240V241H251ZM263 240V241H262ZM17 241V240H16ZM15 241V242H16ZM75 241V242H74ZM81 241V242H80ZM89 241V242H88ZM149 241V242H148ZM154 241V240H153ZM184 241V242H183ZM226 241V242H225ZM251 241V242H250ZM255 241V242H256ZM65 242V243H64ZM77 242V243H76ZM83 242H85V243H87V244H83ZM107 242V243H106ZM109 242V243H108ZM132 242L134 243V244H132ZM141 242V243H140ZM143 242V243H142ZM145 242H148V243H150V245H151V247L150 246H148L149 244L148 243H145ZM231 242V243H230ZM233 242V243H232ZM255 242H254V244H255ZM256 242V243H257ZM113 243H115L114 245H117V246H119V245H124V247H121L122 249H120V247L118 248V247H116V246H113V245H110V244H113ZM122 243V244H121ZM140 244V247H142L141 245H144V243L147 245H144V246H146L145 248H147V249H145L144 248V246L142 247V248H144L143 249V253H146V251H148L149 250V255H151L150 257L152 258V260H157V261H159V262H155V260L153 261V262H149V261H147V260H145V257L143 256V259H141V258H139V255H140V252H138L137 254L136 253H134V251L136 252V250H134V247H136L137 246V248H138V250L137 251H139V247H138V245ZM185 243H186V245H185ZM196 243V244H195ZM226 243V244H225ZM25 244V245H26ZM80 244V245H79ZM106 244V245H105ZM138 244V245H137ZM180 243H179V245H181ZM245 244H243V245H245ZM31 245H32V247H31ZM125 245H127V246H125ZM135 245V246H134ZM173 245V244H172ZM202 246V248H201V246ZM233 247H232V246ZM258 245H259V247H258ZM187 246V247H186ZM194 246V247H193ZM227 246H229V247H227ZM255 246V245H254ZM95 247H96V249H95ZM261 247V248H260ZM103 248V249H102ZM106 248V249H105ZM117 248V249H116ZM151 248V249H150ZM176 248H177V250H176ZM182 250V252L180 251V249ZM186 250H185V249ZM233 248V249H232ZM132 249H133V252H132ZM154 249V250H153ZM162 249H163V251H162ZM201 249V250H200ZM260 249V250H259ZM104 250H107V251H112V253H115L114 255H115V258L114 259H110L109 257H108V259H110V261L107 263V260L106 259H104V258H107V257H104L103 258V253H101L102 251H104ZM142 250V249H141ZM140 250V251H141ZM160 250V251H159ZM200 250V251H199ZM226 250V251H225ZM234 250V251H233ZM258 250V251H257ZM115 251V252H114ZM170 251V252H169ZM173 251V252H172ZM177 253H176V252ZM185 251H186V253H185ZM197 251V252H196ZM199 251V252H198ZM222 251H223V253H224V251H225V253H224V255H223V253H222ZM229 251V252H228ZM259 251H260V253H259ZM49 252V253H48ZM54 252V253H53ZM142 252V251H141ZM155 252V253H154ZM181 252V253H180ZM99 253V254H98ZM102 255H101V254ZM178 253L180 254V258H179V256H178ZM229 255H228V254ZM142 254V253H141ZM165 254V255H164ZM185 254V255H184ZM50 255V256H49ZM101 255V256H100ZM117 255V256H116ZM119 255V256H118ZM129 255V256H128ZM196 255V256H195ZM234 255V254H233ZM174 257V258H173ZM225 257V258H224ZM258 257V258H259ZM102 258V259H101ZM120 258V259H119ZM130 258V259H129ZM256 258V257H255ZM95 259V260H94ZM119 259V260H118ZM138 259V260H137ZM173 259V260H172ZM178 259V260H177ZM260 258H259V262L257 261V260H255L256 262L254 263L253 262V264H259L260 263V260H261ZM116 260V261H115ZM143 260H145V261H147V263L145 262V261H143ZM190 260H192V261H190ZM223 260V261H222ZM253 261H254V259H252ZM101 261H102V263H101ZM105 261V262H104ZM114 263H113V262ZM261 261V262H262ZM96 262V263H95ZM104 262V263H103ZM120 262V263H119ZM149 262V263H148ZM178 262V263H177ZM229 262V263H228ZM182 263H183V261H182ZM183 263V264H184ZM263 263H264V261H263ZM250 264H252V262H250Z\"/></svg>",
	"mask_w": 264,
	"mask_h": 264
}]
</instances>
